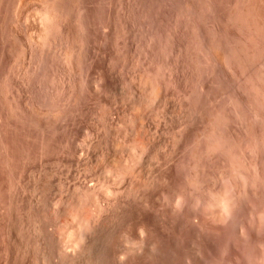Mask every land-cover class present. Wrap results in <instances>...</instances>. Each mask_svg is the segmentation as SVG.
<instances>
[{
  "label": "rangeland",
  "instance_id": "374dc122",
  "mask_svg": "<svg viewBox=\"0 0 264 264\" xmlns=\"http://www.w3.org/2000/svg\"><path fill=\"white\" fill-rule=\"evenodd\" d=\"M57 0L56 3L59 5V8H63L61 9L62 13H64V24L63 26H61V29L55 28L53 31L50 30V33H48L47 35H45L46 37L44 38V36H42L41 38L39 37V33L41 31V27L42 25L40 23H38V15L35 14L38 12L39 8H41V6H44L45 4H47V2H50V0H0V93L1 94H5L6 96V100L8 101L9 104L11 105H19V151L20 152H25L27 156H29L30 159H27V156L25 155V153H21L23 154L22 157L25 156L24 160H19V170L21 169V171H31L30 169H32V171H43V170H47V171H51V179H54V173L55 178L54 180H50L53 181L52 183H57L60 182V179L65 178L67 175L66 171L68 169L71 168L70 165H72V170L74 169V171H79L78 168L81 166L79 165V167L77 168L76 162L75 161V157H73L74 159H72V156H75V150L73 147H71L74 143L72 141H75L76 138V142L75 144L77 145L78 143H81L82 140H84V142L88 141V143L92 142V143H96L97 147L95 145H90L88 146L83 144V142L80 144H78V146L80 145L81 147H83L84 145L87 146V148L84 146V151L83 149L82 154H86L84 157V159L79 160L78 162L80 164H82L81 167L84 168V170L87 171H91V175L90 173L88 175H90L92 177V175L95 177V175L102 171V169L104 168L103 165L108 168V161L110 163V159L107 155H109L110 157H112L114 155L115 152H117L115 155L118 154V156H113L115 159L116 157L119 158V154L122 152V150H124L120 146H123L124 148L126 147V145H128V142L132 143V136L133 139L138 136L137 134L139 132L145 133V136H149L151 138H154L155 136H160L158 139L155 137L154 142H155V146L157 145L159 147H162V149H159L158 151V147H155L158 151V153H156L154 151V154L157 155H161V157L158 156L157 159H160L159 162L160 166L156 163V166L158 165L159 167H155L154 164H152V166L155 167V171H152L150 174L151 169L154 170V167L150 168V171H148L147 174H149V177L152 178V180L148 177L145 179L148 181H144V184L146 183H150V184H146L144 185L145 188L144 189V193L146 195H148V199L147 196L146 198H143V194H142V200L140 198H132V200L136 199L137 201H139L137 203V201H132L131 198L130 200L134 203L131 204V202L128 201L125 204H127L126 206L120 205V213L118 214L117 212H119V206L117 207L118 210L115 211L114 216L116 215L117 218H112L113 222L110 221V223H114L110 224L111 227L109 229L104 230V233L102 235V237H98L95 238L94 240L95 243L92 241V245L94 243V245L91 247V250H88V248L90 249V244L87 248V252L85 251V253L90 252L89 254H86L89 258L91 255V258L93 257V253L96 254L94 255L95 257H93L95 260L96 258V264H264V251H262L264 249V203H261V200L263 202V198H264V182H262L263 179H260L259 181V177H254L255 175L253 173H251L252 169L251 167H248L246 162L248 161L247 159H245V155H243V150H245V143H247L250 139L258 137L261 138L262 142H260V144H258V151H257V162L261 168V171H263L264 173V146H262L263 143V139H264V57H263V53H264V0ZM84 1V2H83ZM114 1V2H113ZM124 1V2H123ZM204 1V2H202ZM256 1V2H255ZM261 1V2H259ZM69 2V3H68ZM89 4H88V3ZM116 2V3H115ZM130 2V3H129ZM141 4H140V3ZM188 2V3H187ZM193 2H195L193 4ZM263 2V3H262ZM19 3V4H18ZM61 3V4H59ZM64 3V4H63ZM92 3V4H91ZM123 3V4H122ZM143 3V4H142ZM163 3V4H162ZM193 5H192V4ZM252 3V4H250ZM257 3V4H255ZM68 4V5H67ZM72 4V5H71ZM79 4V6H78ZM81 4V5H80ZM114 4V5H113ZM202 4V5H201ZM207 6H206V5ZM243 4V5H242ZM19 5V6H18ZM61 5V6H60ZM62 5H66V6H62ZM71 5V6H70ZM116 5V6H115ZM123 5V6H122ZM126 5V6H125ZM162 5V6H161ZM164 5V6H163ZM236 5V6H235ZM243 7H242V6ZM251 5V6H250ZM261 7V9H259L258 7ZM17 6V7H16ZM138 6V8H137ZM146 6V7H145ZM161 6V7H159ZM196 6V7H193ZM203 6V7H202ZM205 6V7H204ZM256 6V7H255ZM4 9H3V8ZM77 7V10H76ZM91 9H89V8ZM127 7V8H126ZM142 7V8H141ZM193 7V8H192ZM236 7V8H235ZM239 7V8H238ZM254 7V10H253ZM11 8V9H10ZM13 8V9H12ZM35 8V9H34ZM65 8V9H64ZM75 8V9H74ZM157 8V9H156ZM187 8V10L185 9ZM207 8V9H205ZM209 8V10H208ZM249 8V9H248ZM7 9V10H6ZM124 9V10H123ZM132 9V10H131ZM189 9V10H188ZM192 9V10H191ZM235 9V11H234ZM256 9V10H255ZM261 10V12H259V10ZM12 10V11H11ZM19 10V11H18ZM34 10V11H33ZM74 10V11H73ZM92 10V11H91ZM116 10V12H115ZM121 10V11H120ZM159 10V11H158ZM195 10V11H194ZM241 10V11H239ZM250 10V11H249ZM81 13H80V12ZM87 11V12H86ZM90 11V12H89ZM126 11V12H125ZM129 11V12H128ZM144 11V12H143ZM161 11V13H160ZM177 11V12H176ZM180 11V14H179ZM190 11V12H188ZM211 11V12H210ZM237 11V12H236ZM252 11V12H251ZM257 11V12H256ZM15 12V13H14ZM188 12V13H187ZM235 12V15H234ZM247 12V14H246ZM251 12V13H250ZM256 12V13H254ZM14 13V14H13ZM19 13V14H18ZM79 13V14H77ZM88 13V14H87ZM91 13V14H90ZM139 13V15H137ZM147 13V14H146ZM176 13V14H175ZM178 13V16H177ZM197 13V14H196ZM209 13V14H208ZM233 15H232V14ZM249 13V14H248ZM262 13V15H261ZM35 14V15H34ZM115 14V16H114ZM130 14V15H129ZM133 14V15H132ZM158 14V15H157ZM183 14V15H181ZM187 14V15H186ZM241 14H244L243 16ZM252 14V15H251ZM254 14V15H253ZM258 14V15H257ZM260 14V16H259ZM5 15V16H4ZM161 15V16H160ZM192 15V16H191ZM209 15V16H208ZM226 15V16H225ZM19 16V17H18ZM83 16V17H82ZM120 16V17H119ZM131 16V17H130ZM139 16V17H138ZM187 17L185 19V17ZM231 16V17H230ZM234 16V17H233ZM238 16V17H237ZM246 16V17H245ZM249 16L251 17V19L249 18ZM253 16V17H252ZM256 16V17H255ZM259 16V17H258ZM263 16V18H262ZM67 17V18H66ZM69 17V18H68ZM78 17V18H77ZM87 19H86V18ZM89 17V18H88ZM113 17V19H112ZM127 17V18H125ZM142 17V19H141ZM177 17H179L177 19ZM182 17V18H180ZM190 17V18H189ZM193 17V18H192ZM223 17V19H222ZM229 17V18H228ZM147 18V19H146ZM159 18V19H158ZM212 18V19H210ZM226 20H225V19ZM232 18V19H231ZM248 18V19H247ZM259 20H257V19ZM262 18V19H261ZM17 19V20H16ZM68 19V20H67ZM77 19V20H76ZM80 19V20H79ZM120 19V20H119ZM180 19V20H179ZM191 19V20H190ZM204 19V20H203ZM230 19V21L228 20ZM236 19V20H234ZM238 19V20H237ZM246 19V20H245ZM254 19L255 22L257 23L258 21V25H262L260 28L258 26V28H253L252 27H247L244 23L251 21L254 23ZM139 20V21H138ZM158 20V21H157ZM176 20V21H175ZM222 20V21H221ZM234 20V23L233 21ZM246 22H245V21ZM34 21V22H33ZM68 21V22H67ZM93 21V22H92ZM143 21V22H141ZM175 21V22H174ZM183 21V22H182ZM189 21V22H188ZM201 21V22H200ZM237 21V22H236ZM239 21V22H238ZM10 22V23H9ZM125 24H124V23ZM159 22V23H158ZM164 22V24H163ZM219 22V23H218ZM232 24H231V23ZM260 22V23H259ZM35 23V24H34ZM73 23V24H72ZM134 23V25H133ZM194 23V24H193ZM241 25H239V24ZM17 24V25H16ZM38 24V25H37ZM80 24V25H79ZM120 24V25H118ZM143 24V25H142ZM188 24V27H187ZM234 24V25H233ZM236 24V25H235ZM15 25V26H14ZM68 25V26H67ZM87 25H90L87 26ZM116 25V27L114 26ZM133 25V26H132ZM141 25V26H140ZM164 25V26H162ZM176 25V26H175ZM185 25V26H184ZM190 25V26H189ZM194 25V26H193ZM200 25V27L198 26ZM219 25V26H218ZM9 26V27H8ZM94 26V27H93ZM109 26V27H108ZM126 26V27H125ZM144 26V27H143ZM150 26V27H149ZM159 26V27H158ZM238 26V27H236ZM243 26V28H242ZM63 27V28H62ZM65 27V28H64ZM73 27V28H72ZM162 27V28H161ZM230 27V28H229ZM4 28V29H3ZM22 28V29H21ZM85 28V29H84ZM114 28V29H113ZM133 28V29H132ZM155 30H154V29ZM157 28V29H156ZM217 28V29H216ZM241 28V29H239ZM81 29V30H80ZM83 29V30H82ZM88 29L90 31H88ZM105 29V30H104ZM140 29V31H139ZM146 29V30H145ZM163 31H162V30ZM251 29V30H250ZM263 29V30H262ZM26 30V31H25ZM80 30V31H79ZM105 32H104V31ZM110 30V31H109ZM120 30V31H118ZM144 30V31H143ZM149 30V31H148ZM151 30V31H150ZM206 30V31H205ZM236 30V31H235ZM260 30V31H259ZM69 31V32H67ZM84 31V32H83ZM131 31V32H130ZM147 31V32H146ZM153 31V32H152ZM249 31V32H248ZM9 32V33H8ZM54 32V33H52ZM68 34H67V33ZM76 32V33H75ZM93 32V33H92ZM114 32V33H112ZM134 32V33H132ZM160 34H159V33ZM176 32V33H175ZM237 32V33H236ZM256 32V34H255ZM262 32V33H261ZM14 33V34H13ZM16 33V34H15ZM58 33V34H57ZM142 33V34H141ZM144 33V35H143ZM159 35H158V34ZM202 33V34H200ZM204 33V34H203ZM207 33V34H206ZM242 37H241V35ZM247 33V35H246ZM12 34V35H11ZM34 34V35H33ZM57 34V35H54ZM66 34V35H65ZM75 34V35H74ZM85 34V35H84ZM135 34V35H134ZM156 34V35H155ZM229 34V35H227ZM18 37H16V36ZM29 35V36H28ZM94 35V37H93ZM141 35V36H140ZM153 35L155 37H153ZM161 35V36H160ZM200 35V37H199ZM207 35V36H206ZM226 35V36H225ZM233 37H232V36ZM254 35V37H253ZM261 35V36H260ZM5 36V37H4ZM11 36V37H10ZM15 36V37H14ZM41 36V35H40ZM50 38L48 39L47 38ZM50 36V37H49ZM58 38H57V37ZM65 36V37H63ZM163 36V37H162ZM204 36V37H203ZM235 36V37H234ZM246 36V37H245ZM249 39H245L248 38ZM13 37V38H12ZM26 37V38H25ZM36 37V38H35ZM53 37V38H52ZM62 37V38H61ZM80 37V38H79ZM162 37V38H160ZM6 38V39H5ZM15 38V40H14ZM33 38V39H32ZM85 38V39H84ZM91 38V39H90ZM154 38V39H153ZM233 38V39H232ZM244 38V39H243ZM253 42H251L252 40ZM12 39V40H11ZM28 39V41H27ZM32 39V40H31ZM37 39V40H36ZM108 39V40H107ZM131 39V40H130ZM163 39V40H162ZM227 39V40H226ZM229 39V40H228ZM18 40V41H17ZM20 40V42H19ZM32 42H31V41ZM35 40V41H34ZM42 40V41H41ZM54 40V41H53ZM82 40V41H81ZM94 40V41H93ZM151 40V42H150ZM160 40V41H159ZM162 40V41H161ZM205 40V41H204ZM213 40V41H212ZM239 40V41H238ZM244 40V41H243ZM261 40V41H260ZM41 41V43H40ZM69 41V42H68ZM76 41V42H75ZM125 41V42H124ZM201 41V42H200ZM249 41V42H248ZM13 42V44H12ZM18 42V43H17ZM31 42V43H30ZM37 42V43H36ZM46 42V44H44ZM52 42V43H51ZM71 42V43H70ZM73 42V43H72ZM84 42V43H83ZM238 42V43H237ZM16 43V44H14ZM23 43V44H22ZM25 43V44H24ZM31 46H29L30 44ZM36 43V44H35ZM50 43V44H49ZM59 43V44H58ZM65 43H67L65 45ZM69 43V44H68ZM128 43V44H127ZM217 43V44H216ZM227 43V44H226ZM231 43V44H230ZM245 45H243V44ZM246 43H248L246 45ZM250 43V44H249ZM259 43V44H258ZM4 44V45H3ZM20 44V45H18ZM22 44V45H21ZM29 44V45H28ZM38 44V45H37ZM52 44V45H51ZM64 44V45H63ZM72 44H74L72 46ZM156 44V45H155ZM209 44V45H208ZM212 44V45H211ZM219 44V45H218ZM14 45V46H13ZM37 45V46H35ZM49 45H51L49 47ZM61 45V47H60ZM67 45L72 46V50L73 51V57L75 62L73 63V67L69 69L64 67V65H60L61 62H58V59H60V54H61V50H63V48ZM205 45V46H204ZM255 45V46H254ZM257 45V46H256ZM262 45V46H260ZM11 46V47H10ZM17 46V47H16ZM19 46V47H18ZM47 46V47H46ZM57 46V47H55ZM63 46V47H62ZM91 48H90V47ZM145 46V47H144ZM222 46V47H220ZM232 46V47H231ZM248 46V47H247ZM254 46V47H253ZM3 47V48H2ZM16 47V48H14ZM21 47V48H20ZM53 47V48H52ZM209 47V48H208ZM211 47V49H210ZM14 48V49H13ZM18 48V49H17ZM55 48V49H54ZM82 48V49H81ZM140 48V50H138ZM215 48V50H214ZM242 50H241V49ZM76 49V50H75ZM145 49V50H144ZM147 49V50H146ZM207 49V50H206ZM253 49V50H252ZM261 49V50H260ZM7 50V51H6ZM12 50V51H11ZM20 50V52H19ZM46 50V51H45ZM50 50V51H49ZM144 50V51H143ZM150 50V51H149ZM209 50V51H208ZM233 50V51H232ZM235 50V51H234ZM14 51V52H13ZM23 51V52H22ZM77 51V52H76ZM80 51V52H79ZM4 52V53H3ZM22 52V53H21ZM32 52V53H31ZM49 52V53H48ZM213 52V53H212ZM220 52V55H219ZM228 52V53H227ZM239 52V53H238ZM246 52V53H245ZM249 52V53H248ZM258 52V53H257ZM11 53V54H10ZM20 53V54H19ZM43 55H41V54ZM145 53V55H144ZM218 53V54H217ZM233 53V54H232ZM236 53V54H235ZM32 56H31V55ZM39 54V55H38ZM226 54V55H225ZM235 54V55H234ZM259 54V55H258ZM8 55V56H7ZM11 55V56H10ZM58 55V56H57ZM114 55V56H113ZM119 55V56H118ZM151 57H150V56ZM214 55V56H213ZM224 55V56H223ZM240 55V56H239ZM253 55H255L256 57H254ZM16 56V57H15ZM56 56V57H55ZM211 58H210V57ZM223 56V57H222ZM238 56L240 57L238 59ZM246 56V57H245ZM249 56V58H248ZM258 56V58H257ZM20 57V58H19ZM142 57V58H141ZM226 57H228L229 59H227ZM18 58V59H17ZM39 58V59H38ZM152 58V59H151ZM209 58V60H208ZM225 60H223V59ZM234 58V59H233ZM244 58V59H243ZM246 58V59H245ZM10 59V60H9ZM145 59V60H144ZM154 59V60H153ZM211 59V60H210ZM222 59V60H221ZM242 59V61H241ZM250 59V60H249ZM255 59H256V64H255ZM8 60V61H7ZM40 60V61H38ZM57 60V62H56ZM91 60V61H90ZM111 60V61H110ZM124 60V61H123ZM216 60V61H215ZM219 60V61H218ZM230 60V61H229ZM246 62H245V61ZM253 60V61H252ZM262 60V61H261ZM2 61V62H1ZM22 61V62H21ZM28 61V62H27ZM45 61V62H44ZM52 61V62H51ZM60 61V60H59ZM142 61V62H141ZM155 64H153L154 62ZM207 61V62H206ZM211 63H210V62ZM224 61V62H223ZM20 62V63H18ZM34 62V63H33ZM36 62V63H35ZM122 62V63H121ZM163 62V63H162ZM217 64H216V63ZM228 62V63H227ZM250 62V63H249ZM42 63V64H41ZM56 63V64H55ZM58 63V64H57ZM121 63V64H120ZM159 65H158V64ZM180 63V64H179ZM223 63V64H222ZM226 65H225V64ZM242 63V64H241ZM11 64V65H10ZM40 64V65H39ZM54 67H53V65ZM153 64V65H152ZM175 64V65H174ZM187 64V65H186ZM190 64V65H189ZM196 66H195V65ZM221 64V65H220ZM241 64V65H239ZM250 64V65H248ZM35 65V66H34ZM38 65V66H37ZM44 65V67H43ZM58 65V66H57ZM114 65L116 67H114ZM123 65V66H122ZM142 65V66H141ZM155 65V66H154ZM164 65V66H163ZM165 65L167 67H165ZM169 65V66H168ZM179 65V66H178ZM189 65V66H188ZM237 65V67H236ZM244 65V66H243ZM254 65V66H253ZM27 66V67H26ZM37 66V67H36ZM47 66V67H46ZM52 66V67H51ZM55 66H57L58 68H56ZM186 66V67H184ZM222 66V67H221ZM227 66V67H226ZM229 66L231 68H229ZM253 66V67H252ZM258 66V67H257ZM20 67V68H19ZM34 67V68H33ZM80 69H78V68ZM97 67V68H96ZM100 67V68H99ZM108 67V68H107ZM151 69H150V68ZM153 67V68H152ZM165 67V68H164ZM196 67V68H195ZM236 67V68H235ZM249 67H251L249 69ZM256 67V69H255ZM260 67V68H259ZM22 68V69H21ZM36 68V69H35ZM42 70H41V69ZM63 68V69H62ZM107 68V69H106ZM115 68V69H114ZM118 68V69H117ZM155 68V70H154ZM162 68V69H161ZM185 68V69H184ZM191 68V69H190ZM214 68V69H213ZM216 68V69H215ZM220 68V69H219ZM229 68V69H228ZM234 68V70H233ZM13 69V70H12ZM29 69V70H27ZM34 69V70H31ZM66 69V70H64ZM68 69V72H66ZM82 69V70H81ZM111 69V70H110ZM139 69V70H138ZM157 69V71H156ZM170 69V70H169ZM184 69V70H183ZM190 69V71H189ZM194 69L196 71H194ZM209 69V70H208ZM222 69V70H221ZM228 69V70H227ZM254 69V70H252ZM259 69V70H258ZM15 70V71H14ZM23 70V71H22ZM40 70V71H39ZM108 70V71H107ZM154 72H153V71ZM168 70V71H167ZM186 70V71H185ZM193 70V71H192ZM219 70V71H218ZM227 70V71H226ZM231 70V71H230ZM241 70V71H240ZM244 70V71H243ZM21 71V72H20ZM26 71V72H25ZM28 71V72H27ZM35 71V72H33ZM39 71V72H38ZM62 71V72H61ZM64 71V72H63ZM75 71V72H73ZM102 71V72H101ZM149 71V72H148ZM173 71V72H172ZM177 71V72H176ZM192 71V72H191ZM10 72V73H9ZM56 72V74H55ZM60 72V73H59ZM79 72V73H78ZM151 72V73H150ZM159 72V75H158ZM211 72V73H210ZM223 72V73H222ZM242 74H241V73ZM252 72V74H251ZM255 72V73H254ZM13 73V75H12ZM15 73V74H14ZM19 75H18V74ZM25 73V76L24 74ZM29 73V74H28ZM52 73V74H51ZM66 73V74H64ZM69 73V74H68ZM77 73V74H76ZM86 73V74H85ZM103 75H100V74ZM110 73V74H109ZM112 73V74H111ZM116 73V74H115ZM153 73V74H152ZM161 73V74H160ZM170 75H169V74ZM172 73V74H171ZM183 73V74H182ZM194 73V74H193ZM196 73V74H195ZM214 73V74H213ZM254 73V74H253ZM260 73V74H259ZM5 74V75H4ZM31 74V75H30ZM63 76H61V75ZM79 74V75H78ZM106 74V75H105ZM134 74V75H133ZM137 74V75H136ZM165 74V75H164ZM184 76H182V75ZM194 76H193V75ZM202 74V75H201ZM223 74V75H222ZM234 74V75H233ZM245 74V76H244ZM4 75V76H3ZM7 75V76H6ZM48 75H50L48 77ZM53 75V76H52ZM136 75V76H135ZM141 75V76H140ZM147 75V76H146ZM151 75L153 76V78L151 77ZM158 75V76H157ZM167 75V76H166ZM178 75V76H177ZM226 75V77H225ZM238 77H237V76ZM240 75V76H239ZM261 75V76H260ZM38 76V77H37ZM68 76V77H67ZM73 76V77H72ZM161 76V77H160ZM175 76V77H174ZM187 76V77H186ZM207 76V77H206ZM231 76V77H230ZM256 78H255V77ZM23 77V78H20ZM28 77V78H27ZM42 77V78H41ZM47 77V78H46ZM61 77V78H60ZM88 77V78H87ZM106 77V78H105ZM112 77V78H111ZM137 77V78H136ZM141 77V78H140ZM144 79H143V78ZM146 77V78H145ZM148 77H150L148 79ZM160 77V78H159ZM168 77V78H167ZM191 77V79H189ZM197 77V78H196ZM200 77V78H199ZM25 78V79H24ZM39 78V79H38ZM45 78V79H44ZM66 78V79H65ZM73 78V79H72ZM114 78V79H113ZM122 78V79H121ZM134 78V79H133ZM157 78V79H156ZM162 78V79H161ZM173 78V79H172ZM188 78V79H187ZM194 78V79H193ZM231 78V79H230ZM234 78V79H233ZM8 81H7V80ZM18 79V80H17ZM48 79V80H47ZM69 79V80H68ZM103 79V80H102ZM105 79V80H104ZM108 79V80H107ZM112 79V80H111ZM124 79L126 80L124 82ZM147 79V80H146ZM161 79V80H160ZM165 81H164V80ZM170 79V80H169ZM193 79V80H192ZM197 79V80H196ZM205 79V80H204ZM230 81H228V80ZM237 79V80H236ZM239 79V80H238ZM29 81V82H26ZM40 80V81H39ZM60 82H59V81ZM111 80V81H109ZM128 80V82H127ZM152 80V81H150ZM159 82H158V81ZM168 80V81H167ZM175 80V81H173ZM184 80V81H183ZM185 80H189L188 83H186L187 81ZM191 80V81H190ZM199 80V81H198ZM245 80V81H244ZM250 82H248V81ZM258 80V81H257ZM263 80V81H262ZM43 81V82H42ZM86 81V82H85ZM114 81V82H113ZM146 81H148L146 83ZM164 81V82H163ZM172 81V82H171ZM179 81V83H178ZM182 81V82H181ZM193 81L195 85H193ZM197 81V82H196ZM206 83H205V82ZM208 81V82H207ZM257 81V82H256ZM21 82V83H20ZM90 82V83H88ZM105 82V83H104ZM118 82V83H117ZM152 82V83H151ZM155 84H154V83ZM167 82V83H166ZM184 82V83H183ZM192 82V83H190ZM237 84H236V83ZM248 82V83H247ZM29 84V86L27 84ZM44 83V84H43ZM46 83V84H45ZM48 83V84H47ZM78 83V84H77ZM93 83V84H92ZM103 83V85H102ZM153 85L154 89L158 90L159 94H161L160 96H155V97H160L159 99H163L162 101L159 100L158 98H156V100L152 101V99L148 98V100L146 99L147 97L145 96V98L143 99V97H140L141 95L144 96L148 95L150 97V92H147L148 90H150V84ZM160 83V85H158ZM169 83V85H168ZM182 83V84H181ZM197 83V84H196ZM252 83V84H251ZM259 83L261 85V87L259 86ZM20 84V85H19ZM35 84V85H34ZM97 86H96V85ZM100 84V85H99ZM109 84V85H108ZM115 84V85H114ZM176 84V85H175ZM199 84V85H198ZM201 84V85H200ZM205 84V85H204ZM235 84V85H234ZM240 84V85H239ZM253 86V88L250 86ZM263 84V85H262ZM23 85V86H22ZM31 85V86H30ZM44 85V86H43ZM49 85V86H47ZM76 87H75V86ZM82 85V86H81ZM96 89H94L95 86ZM105 85V86H104ZM123 85V86H122ZM144 85V86H143ZM147 85V86H146ZM154 85H156L157 87H155ZM168 85V88L166 87ZM37 86V87H36ZM56 86V87H54ZM59 86V87H58ZM74 86V87H73ZM80 88H79V87ZM100 86V87H99ZM149 86V87H148ZM178 86V87H177ZM185 86V87H184ZM194 86V87H193ZM197 86V87H195ZM202 86V87H199ZM221 86V87H220ZM239 86V87H238ZM27 87V88H26ZM31 87V88H30ZM47 87V88H46ZM180 87V88H179ZM233 87V88H232ZM255 87V88H254ZM258 87V88H257ZM5 88V90H4ZM37 88V89H36ZM43 88V89H42ZM45 88V90H44ZM51 88V89H50ZM54 90H53V89ZM60 88V89H59ZM76 90H75V89ZM87 88V89H86ZM134 88V89H133ZM140 88V89H139ZM167 88V90H166ZM173 88V89H172ZM177 88V90H176ZM179 88V89H178ZM182 88V89H181ZM186 88V89H185ZM242 88V90H240ZM251 88V89H250ZM17 89V90H16ZM23 89V90H22ZM26 89V90H25ZM33 89V90H32ZM39 89V90H38ZM42 89V92H41ZM50 89V90H49ZM57 89V90H56ZM63 89V90H62ZM71 89H73L71 91ZM101 89V90H100ZM138 89V90H137ZM196 89V90H195ZM203 89V90H202ZM207 89V90H206ZM250 89V90H249ZM255 89V91H254ZM257 89V90H256ZM12 90V91H11ZM66 90V91H65ZM82 90V91H81ZM88 90V91H87ZM98 93H96L95 91ZM182 92H181V91ZM198 90V91H197ZM226 92H225V91ZM247 90V92H245ZM8 91V92H7ZM22 91V92H20ZM25 91V92H24ZM27 91V92H26ZM35 91V92H34ZM128 91V92H127ZM137 91V93H136ZM140 91L142 92V94L140 93ZM175 91H178V93ZM187 91V92H186ZM224 91V92H223ZM6 92V93H4ZM17 92V93H16ZM30 92V93H29ZM33 92V93H32ZM46 92V93H45ZM48 92V93H47ZM51 92V93H50ZM53 92V93H52ZM95 92V93H94ZM122 92V93H121ZM130 92V93H129ZM148 94H146V93ZM161 92V93H160ZM166 92V94H165ZM174 92V93H173ZM219 92V93H218ZM259 94H258V93ZM13 93V94H11ZM41 93V94H40ZM43 93V94H42ZM67 93V94H66ZM136 93V94H135ZM141 94L140 96L138 95ZM205 95H204V94ZM220 93L222 95H220ZM225 93V94H224ZM245 93V94H244ZM256 93V95H255ZM28 94H30L28 96ZM46 94V95H45ZM62 94V95H61ZM94 94V95H93ZM131 96H130V95ZM201 94V95H200ZM15 95V96H13ZM65 95V96H64ZM81 95V96H80ZM124 95V96H123ZM127 95V96H126ZM138 95V96H137ZM176 95V96H175ZM185 95V96H184ZM235 95V96H234ZM242 95V96H241ZM245 95V96H244ZM248 95V96H246ZM263 95V96H262ZM11 96V97H10ZM12 96L14 97L13 99ZM19 96H21L20 98H18ZM25 96L28 98H25ZM35 98H32V97ZM51 96V97H50ZM55 96V97H54ZM62 96V97H61ZM175 96V97H174ZM196 96V97H195ZM221 99H220V97ZM244 96V97H243ZM261 96V97H260ZM43 97V98H42ZM68 97V98H67ZM71 97V98H70ZM83 97V98H82ZM126 99H125V98ZM130 97V98H129ZM136 100H133L134 98ZM138 97V98H137ZM142 100H147L143 101L147 104V106L142 103L139 102L138 99L140 98ZM162 97V98H161ZM164 97V98H163ZM178 97V98H177ZM180 97V98H179ZM189 97V98H188ZM251 97V99L249 98ZM23 98V99H22ZM31 98V99H30ZM41 98V99H40ZM50 98V99H48ZM75 98V99H74ZM82 98V99H81ZM105 98V99H104ZM110 98V99H109ZM153 98V96H152ZM200 102L199 101V99ZM206 100H205V99ZM239 101H238V99ZM246 100H245V99ZM10 99V102L9 100ZM18 99V100H17ZM22 99V101H21ZM25 99V100H24ZM37 99V100H36ZM44 99V100H43ZM53 99V100H52ZM58 99V100H57ZM66 99V100H65ZM124 99V102L123 100ZM140 99V101H142ZM150 99V100H149ZM155 99V98H153ZM185 99V100H184ZM203 99V100H201ZM209 99V100H208ZM245 101H242V100ZM250 99V100H249ZM257 99V100H254ZM262 99V100H261ZM13 100V101H12ZM16 102H15V101ZM29 100V101H28ZM65 100V101H64ZM68 100V102H66ZM75 100V101H74ZM78 100V101H77ZM127 100V101H126ZM182 100V101H181ZM189 100V102H188ZM232 101L230 103V101ZM25 101L28 102L27 104H23L26 103ZM45 101V102H44ZM60 101V103H59ZM111 101V102H110ZM129 101V102H128ZM151 101V102H148ZM161 101V102H160ZM175 103H174V102ZM191 101V102H190ZM197 103H196V102ZM214 101V103H213ZM223 101V102H221ZM227 101V102H225ZM255 101V102H254ZM258 101V102H257ZM260 101V102H259ZM14 102V103H13ZM40 102V103H39ZM52 102V103H51ZM53 102H55L53 104ZM80 102V103H79ZM131 102V103H130ZM141 104H139V103ZM159 102V103H158ZM186 102V103H185ZM234 102V103H233ZM242 102V103H241ZM254 102V103H253ZM262 102V103H261ZM7 103V102H6ZM7 103V104H8ZM43 105H42V104ZM46 103V105H45ZM59 103V104H58ZM70 103V104H69ZM85 103V104H84ZM151 103V104H150ZM154 103V105H152ZM172 103V104H170ZM189 103V104H188ZM199 103V104H198ZM251 103V104H250ZM258 103V104H257ZM23 104V105H21ZM39 104V105H38ZM63 104V105H61ZM67 104V105H65ZM72 104V105H71ZM122 104V105H121ZM139 104V105H138ZM143 104V105H142ZM179 104V105H178ZM192 104V105H190ZM202 106H201V105ZM211 104V105H210ZM243 104V105H242ZM29 106V109L33 108L32 111L34 110L33 114H30L28 110H26L27 106ZM58 105V106H56ZM69 105V106H68ZM76 105V106H75ZM83 105V106H82ZM136 105V106H135ZM175 105V107H174ZM181 105V106H180ZM183 105V107H182ZM200 105V106H199ZM209 105V106H208ZM233 105V106H232ZM245 105V106H244ZM258 105V106H257ZM45 106V107H44ZM50 106V107H49ZM63 106V107H62ZM65 106V107H64ZM139 107L138 109L141 111H136L137 107ZM143 106V107H142ZM165 106V107H164ZM184 106H188V107H184ZM227 106V107H226ZM229 106V107H228ZM239 106V107H238ZM254 106V107H253ZM261 106V107H260ZM57 107V108H56ZM72 107V108H71ZM74 107V108H73ZM82 107V108H81ZM129 107V108H128ZM134 107V108H133ZM156 107V109L154 108ZM164 107V108H163ZM178 107V108H177ZM190 107V108H189ZM203 107V108H202ZM234 107V108H233ZM260 107V108H259ZM55 108V109H54ZM62 108V109H61ZM66 110H65V109ZM145 108V109H144ZM202 108V109H201ZM251 108V109H250ZM25 109V110H24ZM50 109V110H49ZM61 109V110H60ZM80 111H79V110ZM132 109V110H131ZM135 109V110H133ZM145 111H144V110ZM167 109V110H166ZM185 111V112H183ZM188 110L186 112V110ZM195 109V110H194ZM198 109V110H197ZM205 109V110H203ZM211 109V110H210ZM217 109V110H216ZM237 109V110H236ZM240 109V110H239ZM53 110V111H52ZM56 110V111H55ZM102 110V111H101ZM116 110V111H115ZM173 110V111H172ZM192 110V111H191ZM193 110L195 112H193ZM202 110V111H201ZM215 110V111H214ZM229 110V111H228ZM234 110V111H233ZM237 112H236V111ZM250 110V112H249ZM27 111V112H26ZM36 111V112H35ZM66 111V113L64 112ZM68 111V112H67ZM74 111V112H73ZM85 111V113H84ZM107 111V112H106ZM136 114H135V112ZM162 111V112H161ZM164 111V113H163ZM172 113H171V112ZM180 111V112H179ZM199 111V112H198ZM207 113H205V112ZM210 111V112H209ZM221 111V112H220ZM226 111V112H225ZM262 111V112H261ZM23 112V113H22ZM55 112V113H53ZM81 112V113H80ZM98 112V113H97ZM146 112V113H145ZM148 112V113H147ZM177 112V113H176ZM199 114H198V113ZM216 112V113H215ZM224 112V114H223ZM249 112V113H248ZM37 113V114H36ZM70 113V114H69ZM84 113V114H83ZM92 113V115H91ZM134 113V114H133ZM140 113H143L140 114ZM158 113V115L156 116V114ZM160 113V114H159ZM163 115H162V114ZM176 113V114H175ZM186 113V114H185ZM204 113V114H203ZM237 113V114H236ZM253 113V114H251ZM258 113V114H257ZM261 113V114H260ZM24 114V115H23ZM67 114V115H66ZM94 114V115H93ZM111 114V115H109ZM117 114V115H116ZM138 114V115H137ZM148 114V115H147ZM154 114V115H153ZM172 114V115H171ZM197 114V115H196ZM201 114V115H200ZM213 114V115H212ZM234 114V115H233ZM49 115V116H48ZM101 115V116H99ZM127 115V116H126ZM153 115V116H152ZM167 115V116H166ZM175 115V116H174ZM182 115V116H181ZM186 115V116H185ZM192 115V116H191ZM223 115V116H222ZM233 115V116H232ZM245 115H247L245 117ZM257 115V116H256ZM84 116V117H83ZM89 116V117H88ZM99 116V117H98ZM116 116V117H115ZM129 116V117H128ZM145 116V117H144ZM179 118L177 119L176 118ZM179 116V117H178ZM189 116V117H188ZM198 116V117H197ZM213 116V117H212ZM253 118L256 117V118ZM262 116V117H261ZM43 117V120L41 121ZM79 117V119H77ZM88 117V118H87ZM93 117V118H92ZM114 119H113V118ZM123 117V118H122ZM132 119H131V118ZM159 117V119H158ZM163 117V119H162ZM209 117V119H208ZM210 117L212 120H210ZM68 118V119H67ZM86 118V119H85ZM96 118V119H95ZM111 118V120L109 119ZM119 118H121L119 120ZM136 118V120H135ZM173 118V119H170ZM194 118V119H193ZM201 118V119H200ZM225 118V119H224ZM75 119V120H74ZM113 119V120H112ZM182 119V120H181ZM262 119V121H261ZM64 120V121H63ZM95 120V121H94ZM115 120V124L118 125L119 122L121 124H119V126L121 125L122 127H119V129L117 128L118 126L113 125L114 123L112 121ZM117 120H119V122H117ZM141 120V121H140ZM175 120L172 124L171 121ZM181 120L182 124L179 122ZM195 120V121H194ZM202 120V121H201ZM206 120L208 122H206ZM232 120V121H231ZM234 120V121H233ZM243 120V121H242ZM245 120V121H244ZM255 120V121H254ZM102 121V122H101ZM131 123H130V122ZM138 121V122H137ZM167 121V122H166ZM188 121V122H186ZM197 121V122H196ZM213 124H212V122ZM261 121V122H260ZM45 122V123H44ZM72 122V123H71ZM108 122V123H107ZM117 122V123H116ZM123 122V123H122ZM136 122V123H135ZM154 122V123H153ZM166 122V123H165ZM170 124H167L169 123ZM196 126H195V124ZM211 122V123H210ZM216 122V124H215ZM239 122V123H238ZM255 122V123H254ZM258 122V123H257ZM263 122V123H262ZM37 123V124H36ZM43 123V124H42ZM63 126H62V124ZM71 123V124H69ZM92 123V124H91ZM141 123L143 127H138ZM144 123V125H143ZM165 123V124H164ZM177 123V124H176ZM205 123V124H204ZM219 123V124H218ZM222 123V124H220ZM225 123V124H224ZM233 123V125H232ZM30 124V125H29ZM43 126H41V125ZM54 124V125H53ZM128 124V125H127ZM135 124V125H134ZM136 124H138L136 126ZM156 126H155V125ZM171 124L173 126H171ZM176 124V125H175ZM186 124V125H185ZM190 124V125H189ZM207 124V125H206ZM212 124V125H211ZM227 124V125H226ZM236 124V125H235ZM23 125V127H22ZM28 125V126H27ZM56 125V126H55ZM72 125V126H71ZM84 125V127H82ZM112 125V127H111ZM131 127H130V126ZM152 125V126H151ZM166 125V126H165ZM179 125V126H178ZM180 125H181V130H180ZM219 125V127H217ZM223 125V126H222ZM114 126V127H113ZM125 126L127 128H125ZM136 126V128H135ZM141 126V125H140ZM153 126H155L156 128L154 129ZM202 126V127H201ZM206 126V127H205ZM210 127V129H212L211 131H209L210 135H208L207 137H204V130L208 127ZM22 127V128H21ZM28 127H30L28 129ZM41 127V128H40ZM49 127V129H48ZM103 127V128H102ZM107 127V129H106ZM134 127V128H133ZM146 127H149L146 128ZM157 127L161 130H157ZM177 127V128H176ZM179 127V128H178ZM184 127V128H182ZM227 127V128H226ZM236 130H235V128ZM255 129H254V128ZM258 127V128H257ZM91 128V130H90ZM93 128V129H92ZM95 128V129H94ZM110 128V129H108ZM121 128V129H120ZM132 128V129H131ZM138 128H141L140 130H138ZM146 132H143L144 129ZM152 128V130L150 129ZM164 128V129H162ZM173 130H172V129ZM196 128V129H195ZM202 128V129H201ZM220 128V129H219ZM263 128V129H262ZM25 129V130H24ZM36 131H34V130ZM99 129V130H98ZM114 129H117V133L115 132ZM123 129V130H122ZM125 129V130H124ZM134 129V130H133ZM156 130V133L154 134V130ZM165 129L166 132H165ZM171 129V130H170ZM177 129V130H176ZM179 129V130H178ZM193 129V130H192ZM198 129V130H197ZM204 129V130H203ZM214 129V130H213ZM218 129V130H217ZM244 129V130H243ZM24 130V131H23ZM32 132H31V131ZM39 130V131H38ZM94 130V131H93ZM96 130V131H95ZM104 130V131H103ZM149 130L153 132L152 136L151 133L149 132ZM164 132H161L163 131ZM188 130V131H187ZM230 130V131H229ZM249 130V131H248ZM259 130V131H258ZM262 130V131H260ZM22 131V132H21ZM26 131V132H25ZM28 131V132H27ZM30 131V132H29ZM33 131L35 133H33ZM44 131V133H43ZM99 131V132H98ZM112 131V132H111ZM120 131H124L125 133L123 134ZM131 133H130V132ZM137 131V132H135ZM170 131V132H169ZM181 133H179V132ZM184 131V132H182ZM186 131V134H184ZM193 131V132H191ZM213 131V132H212ZM215 131V132H214ZM226 131V132H225ZM229 131V132H228ZM232 131V132H231ZM242 131V132H241ZM39 132V133H38ZM41 132V133H40ZM93 132V133H92ZM97 134H96V133ZM104 132V133H102ZM109 132V133H107ZM114 132V134H113ZM127 132V133H126ZM162 134H161V133ZM174 132V133H173ZM196 132V134H195ZM218 132V133H217ZM228 132V133H227ZM251 132V136L250 133ZM256 132V133H255ZM43 133V134H42ZM81 133V134H80ZM86 133V134H85ZM92 135H91V134ZM101 133V134H100ZM134 133V135H133ZM147 133H149V135H146ZM158 133V134H157ZM171 133V134H168ZM200 135H199V134ZM215 134V135H212ZM230 133V134H229ZM254 133V134H253ZM25 134V135H24ZM69 134V135H68ZM76 134V135H75ZM90 134V135H89ZM157 134V135H156ZM160 134V135H159ZM166 134H168V136H166ZM185 136H183V135ZM203 134V135H202ZM217 134V135H216ZM218 134H221L218 136ZM248 134V135H247ZM258 134V135H257ZM263 134V136L261 135ZM23 135V136H22ZM61 135L63 138H61ZM65 135V136H64ZM67 135V136H66ZM75 135V136H74ZM87 135V136H86ZM89 135V136H88ZM94 135V136H93ZM108 135V136H107ZM119 135V137H118ZM130 135V136H129ZM139 135H141V133H139ZM144 135V134H143ZM162 135V136H161ZM165 135V136H164ZM179 137H178V136ZM182 135V136H181ZM199 135V136H198ZM212 135V137H211ZM252 135H255L252 136ZM35 136V137H34ZM38 136V137H37ZM58 136V138H57ZM71 136V137H70ZM74 136V137H72ZM124 136V138H123ZM175 136V137H174ZM194 136V137H193ZM214 136V137H213ZM217 136V138H216ZM239 136V138H238ZM33 137V138H32ZM56 137V138H55ZM66 137V138H64ZM102 137V138H101ZM116 137V138H114ZM181 137V138H180ZM192 137V140H191ZM196 137V138H195ZM200 137V138H199ZM223 137V138H222ZM242 137V138H241ZM251 137V138H250ZM30 138V139H29ZM88 138V139H87ZM93 138V139H92ZM131 138V139H130ZM175 138V139H173ZM180 138V139H179ZM185 141H184V139ZM188 140H187V139ZM199 138V140L197 139ZM215 139L216 144L214 142V140L212 141V139ZM229 138V139H227ZM52 139V140H51ZM57 139V141L55 140ZM80 139V140H79ZM87 139V140H85ZM91 139V140H89ZM97 139V140H96ZM113 139V140H112ZM115 139V141H114ZM117 139V140H116ZM164 139V140H162ZM167 139V141L165 140ZM171 139V140H170ZM190 139V140H189ZM23 140V141H22ZM27 140V141H26ZM29 140V141H28ZM62 140V141H61ZM68 140V141H67ZM120 140V141H119ZM153 140V139H152ZM159 140V141H157ZM179 140V141H178ZM195 140V141H194ZM197 140V141H196ZM205 140H210L211 144L212 142H214L213 144L218 147L219 145L221 146L218 147V149L213 145V147H215V150H213L211 153V155L213 156V161L212 159H209L212 161V163H210L211 161H208L207 156L205 154L206 157H204L203 153L201 154L202 156H195V153L198 152L199 149H203V145H201L203 142H206ZM226 140V141H225ZM233 140L235 141L233 142ZM260 140V139H259ZM44 141V142H43ZM50 141V142H49ZM55 143H54V142ZM90 141V142H89ZM98 141V142H97ZM108 142V143H105ZM125 141V142H124ZM170 141V142H169ZM176 141V142H175ZM178 141V142H177ZM183 141V142H181ZM224 141V142H223ZM42 142V146L41 145H37V144H41ZM60 142V143H58ZM66 142V143H65ZM71 142V145H70ZM78 142V143H77ZM101 142V143H100ZM120 142V143H119ZM157 142V143H156ZM162 142H164V144L166 145V142H168L170 145L167 143V145L165 146ZM199 142V143H198ZM224 144H223V143ZM244 145H243V143ZM54 143V144H53ZM94 143V144H95ZM106 145H105V144ZM113 147L118 146L115 149H118V151L120 153H118V151H115V149ZM116 143H118V145H116ZM122 143V144H121ZM124 143L125 146H124ZM159 143V144H158ZM176 143V144H175ZM186 143V144H185ZM188 143V144H187ZM194 143V144H193ZM221 143V144H220ZM226 143V144H225ZM233 143V144H232ZM58 144V145H57ZM99 144V145H98ZM161 144H163L164 146H161ZM193 144V146H191ZM199 144V145H198ZM205 145V143H203ZM231 144V145H230ZM235 144V145H234ZM22 145V147H21ZM33 145V146H32ZM35 145V146H34ZM46 145V147H45ZM54 145V146H53ZM56 145V146H55ZM60 145V148L58 147ZM75 145V146H76ZM83 145V146H82ZM109 145V147H108ZM175 145V146H174ZM188 145V146H187ZM223 145H227L230 147V155L229 154H222L225 153L223 152ZM237 145V146H236ZM38 146V147H36ZM68 146V147H67ZM74 146V145H73ZM74 146V147H75ZM92 146L94 147L92 151ZM103 146V147H102ZM106 146V147H104ZM180 146V147H179ZM197 146V151H194V155L192 154L193 152H191V150L189 149V147H192V150H196L193 148H196ZM22 149H21V148ZM31 147V148H29ZM34 147V148H33ZM63 147V149H62ZM91 147V148H88ZM113 149H112V148ZM129 147V146H128ZM126 147V148H128ZM167 147V148H166ZM182 147V148H181ZM200 147V148H199ZM234 147V148H233ZM242 147V148H241ZM37 148V150H36ZM41 148V150H40ZM44 148V149H43ZM55 148V149H54ZM72 151H71V149ZM169 148V149H168ZM171 148V149H170ZM184 148V149H183ZM236 148V150H235ZM244 148V149H243ZM263 148V149H262ZM29 149V150H28ZM43 149V150H42ZM47 149V150H46ZM50 151H49V150ZM57 149V150H56ZM87 149H91L90 151L87 152ZM103 149V150H102ZM112 149V150H111ZM154 148H150L147 151H153ZM190 151H189V150ZM243 149V150H242ZM25 150V151H24ZM35 150V151H34ZM40 150V152H42V158H43V154H44V159H42V161L48 163V165L46 164V166H44L42 162H38L41 161L38 159V157L35 158V153H37ZM59 150V151H58ZM74 150V151H73ZM102 150V151H100ZM108 150V151H107ZM113 152L110 153V151ZM128 150V149H127ZM127 150H125V152H122V157L120 158H124L125 156H127L126 154L129 152H126ZM155 150V149H154ZM166 150V156L164 155ZM179 150V151H178ZM184 150V151H182ZM222 150V152H221ZM241 150V151H240ZM27 151V152H26ZM30 151V152H29ZM45 151V152H44ZM61 151V153H60ZM72 152L70 155L69 152ZM104 151V152H103ZM146 151V152H147ZM150 151V152H151ZM182 151V152H181ZM94 153V154H91ZM103 154H102V153ZM108 152V153H107ZM145 152V154H146ZM169 152V154L167 153ZM172 152V153H171ZM175 152V153H173ZM190 152V154H189ZM200 152V150H199ZM198 152V154H199ZM215 152V153H214ZM221 152L220 156L219 153ZM31 153V154H30ZM66 155H64V154ZM88 153H90V156L92 157H88ZM96 153H98L99 155H104L101 158L103 159V163H101V158L100 157H96L99 155H96ZM184 153V154H183ZM242 153V154H241ZM46 154V155H45ZM50 154V155H49ZM63 154V155H62ZM112 156H111V155ZM144 154V155H145ZM148 154V153H147ZM146 154V155H147ZM168 154V155H167ZM216 154V155H215ZM232 154V155H231ZM260 154V155H259ZM49 155V156H48ZM96 155V156H94ZM124 155V157H123ZM187 155V156H186ZM190 155V156H189ZM198 159V161H200L201 163L205 162V166L208 163L212 164V166L208 165L207 167H209V170L212 173V177L213 179H210L212 181H207V179L205 180L203 172L198 171L199 169L194 166L192 164V161H194V158ZM227 155V157L225 156ZM37 156V155H36ZM69 156V157H67ZM91 160L86 159L87 157ZM96 157L98 158L97 161H95V159L93 158ZM106 156V157H105ZM121 156V155H120ZM156 156V155H155ZM181 158H180V157ZM185 156V157H184ZM231 156V157H230ZM237 156V157H236ZM157 157V156H156ZM169 157V158H168ZM173 157V158H172ZM188 159H185L187 158ZM198 157H202L204 159H199ZM219 157V158H218ZM221 157V158H220ZM235 157V159H234ZM38 163L36 164V162ZM53 160H52V159ZM64 158V160H63ZM100 158V161H99ZM166 158V159H165ZM177 158H179L177 160ZM223 158V159H222ZM230 158V159H229ZM237 158V159H236ZM38 159V161L36 160ZM60 159V160H59ZM69 159V160H68ZM94 159V160H92ZM113 159L111 161L110 164L113 163ZM164 159V160H162ZM169 159V160H168ZM172 159V160H171ZM190 159V161H189ZM219 159V160H218ZM240 159V160H239ZM243 159V160H242ZM245 159V160H244ZM27 160V161H26ZM31 160V161H30ZM58 160V161H57ZM62 160V161H61ZM73 160V161H72ZM204 160V161H203ZM228 160V162H226ZM240 162H239V161ZM247 160V161H246ZM32 163H29V162ZM35 163H34V162ZM52 162L51 164H49L50 162ZM70 163V167L66 168L68 165V162ZM72 161V163L70 162ZM81 161L83 163H81ZM88 161V162H87ZM180 163H179V162ZM184 161V162H182ZM224 162V165L227 167H225L224 165L222 166V162ZM230 161L232 162V166H230ZM246 161V162H245ZM57 162V163H54ZM77 162V163H78ZM86 162V163H85ZM90 162L91 163H95L97 164V162L99 163L97 166H92L90 167ZM170 162V164H169ZM176 162V163H175ZM187 163L186 165L184 163ZM218 162V163H217ZM220 162V163H219ZM238 162V163H235ZM243 163V166L242 163ZM23 163V164H22ZM34 163V164H33ZM40 163V164H39ZM59 163V165L57 166V164ZM88 163V164H87ZM163 163V164H162ZM167 165H164V164ZM184 164V168L181 165ZM190 163V164H189ZM245 163V164H244ZM21 164V165H20ZM26 164V165H25ZM28 164V165H27ZM32 166H31V165ZM63 164V165H62ZM74 164H76L75 166H73ZM109 164V167L111 166ZM216 164V165H215ZM218 164H220V167ZM229 164V165H228ZM236 164V165H235ZM237 164H239L238 167ZM25 167H24V166ZM37 165L39 166L38 169L36 168ZM42 165V166H41ZM51 165V166H50ZM65 165V166H64ZM85 165V167H84ZM87 165V166H86ZM102 165V166H101ZM173 165V166H172ZM188 165V167H187ZM200 165V164H199ZM245 165V166H244ZM40 166L42 168H40ZM43 166L45 167V169H43ZM62 166V167H59ZM165 168H163V167ZM170 166V167H169ZM177 168H175V167ZM190 166V167H189ZM213 166H216L213 168ZM218 166L220 167V170H218ZM237 167L234 170V167ZM31 167V168H30ZM35 167V168H34ZM53 167V168H52ZM103 167V168H102ZM105 167V168H106ZM151 167V164H150ZM162 167V168H160ZM196 167V168H193ZM199 167V166H198ZM224 167V168H223ZM246 167V169H245ZM91 168V170H90ZM94 168V170H93ZM169 168V169H168ZM171 168V169H170ZM173 168V169H172ZM186 168V169H185ZM190 168V169H189ZM192 168V169H191ZM222 168V170H221ZM226 168V169H225ZM245 170H244V169ZM249 168V170H248ZM23 169V170H22ZM43 169V170H42ZM51 169V170H49ZM53 169V170H52ZM61 169V170H60ZM66 169V170H65ZM76 169V170H75ZM80 169V168H79ZM162 169V170H159ZM164 169V170H163ZM176 171H175V170ZM185 171H184V170ZM196 169V170H195ZM213 169V171H212ZM229 169V170H228ZM233 169V170H232ZM241 172L243 171H248L247 175H249L248 177V181H244L243 183H239L240 179H238V173L237 176L235 175L236 171L238 170ZM56 170V172H54ZM64 170V171H63ZM83 169H81V171H84ZM95 170H98L97 173ZM100 170V171H99ZM166 170V171H165ZM172 170V171H171ZM187 170V171H186ZM193 170V171H192ZM251 170V171H250ZM54 173H53V172ZM64 172L63 175L61 172ZM70 171V170H69ZM94 171V172H93ZM104 171V170H103ZM163 171V172H162ZM169 171V172H168ZM192 172V176H191V172ZM198 171V172H196ZM223 171V172H222ZM94 174H93V173ZM158 172V173H157ZM160 172L162 174H160ZM180 172V173H179ZM196 174H195V173ZM205 172V171H204ZM209 172V171H207ZM220 172V173H219ZM227 172V173H226ZM235 172V173H234ZM245 172V173H246ZM59 173L61 174L60 176L62 178L59 177ZM156 175H155V174ZM200 173V174H199ZM202 173V174H201ZM210 173V172H209ZM218 173V174H217ZM223 173V174H222ZM232 173V174H231ZM244 173V172H243ZM164 174V175H163ZM166 174V175H165ZM172 174V176H170ZM181 174V176L179 175ZM194 174V175H193ZM198 174V175H197ZM216 174V175H215ZM222 174V175H221ZM235 176H234V175ZM253 176H250L252 175ZM168 175V177H167ZM176 175V176H175ZM178 175V176H177ZM186 175V177H184ZM190 175V176H189ZM203 175V176H202ZM219 175V176H218ZM229 175V176H228ZM245 175V174H244ZM64 176V177H63ZM154 176V177H153ZM159 176V177H158ZM195 176V177H194ZM198 176V177H197ZM202 176V177H201ZM233 176V177H232ZM60 179H59V178ZM166 177V178H165ZM170 177V178H169ZM178 177V178H177ZM182 177V178H181ZM184 177V178H183ZM206 177V176H205ZM222 177V178H221ZM230 177V178H229ZM253 177V178H252ZM196 178V179H195ZM200 178H202L200 180ZM204 178V179H203ZM225 178V179H224ZM235 178V179H234ZM190 179V180H189ZM220 179V180H218ZM222 179V180H221ZM230 181H229V180ZM233 179V181L231 180ZM237 179V181H236ZM59 180V181H58ZM151 180V181H149ZM157 180V181H156ZM161 180V181H159ZM185 180H188L185 181ZM200 182H199V181ZM163 181V182H162ZM174 181V182H173ZM223 181V183H221ZM239 181V182H238ZM264 181V180H263ZM152 182V183H151ZM169 182V183H167ZM177 184H176V183ZM192 182V183H191ZM211 182L213 183L211 184ZM220 182V183H219ZM246 182V183H245ZM253 182V183H252ZM54 183V184H55ZM56 185H60L59 183ZM211 184L208 186V184ZM215 183H216V187H215ZM237 183V184H236ZM250 183V184H249ZM257 183V184H255ZM261 183V185H259ZM54 184L51 185L54 187ZM158 184V185H157ZM163 184V185H162ZM164 184L166 186H164ZM172 186V188L168 187ZM171 184V185H170ZM173 184V185H172ZM207 186H206V185ZM219 184V185H218ZM221 184V185H220ZM223 184V185H222ZM157 185V186H156ZM176 185V187H175ZM244 185V186H242ZM254 185V187L252 186ZM143 186V187H144ZM152 186V187H151ZM156 186V187H155ZM164 186V187H163ZM177 186L179 188H177ZM190 186V188H189ZM199 186V187H198ZM204 189H203V187ZM211 186V187H210ZM213 186V187H212ZM246 186H248L247 188H245ZM257 186V187H256ZM158 187V188H157ZM162 187V189H160ZM182 187V188H181ZM185 187V188H184ZM192 187V188H191ZM231 187V188H230ZM238 187V189H237ZM240 187V188H239ZM243 187V188H242ZM256 187V188H255ZM63 188V187H62ZM174 188V189H173ZM189 188V190H188ZM212 188V189H211ZM229 190V193L226 192ZM242 188V189H241ZM262 188V190H261ZM58 189V187H57ZM56 188L54 190L55 193L52 194V192L54 190L50 189V193L51 196L53 195V197L49 196L51 198H54L55 196L57 197L59 194H57L58 190L60 193V186L59 189L57 190ZM64 189V188H63ZM152 189L154 191L151 192ZM169 191H168V190ZM171 189V190H170ZM176 189V191H175ZM182 189V190H181ZM193 189V190H192ZM198 189H200V193L202 192V194L199 193V191H197ZM209 191H206V190ZM221 189V190H220ZM225 189L223 193V190ZM258 189V190H257ZM260 189V190H259ZM142 190V189H141ZM163 190V191H162ZM165 192L168 191V193L166 192V195L163 196ZM184 190V191H183ZM196 190V191H195ZM231 190V191H230ZM248 190V191H245ZM143 191V190H142ZM142 191H140L141 193H143ZM149 191V192H148ZM161 191V193H160ZM175 191V192H173ZM186 191V192H185ZM217 194H216V192ZM243 193H241V192ZM171 195H170V193ZM173 192V193H172ZM183 192V193H182ZM185 192V193H184ZM189 192V193H188ZM194 192V193H193ZM204 192V193H203ZM207 192V193H206ZM210 192V193H209ZM235 192V194H233ZM239 192V193H237ZM254 192V193H253ZM139 193V194H141ZM175 193V194H174ZM199 193V195H198ZM245 193V194H244ZM55 194V196H54ZM64 194V193H63ZM160 194V196L166 197L169 196V198L171 197V201L170 199L169 202L172 205V201L174 203L173 200V196L175 201V204L179 205L184 201V209H179V206L176 205H170L169 203H167V198H166V202L164 201L163 197H160L161 199L163 198V201L161 202V200H159L160 198H157L158 195ZM169 194V195H168ZM185 194V195H184ZM195 194V195H194ZM213 194V195H212ZM242 194V195H241ZM259 194V195H257ZM261 194V195H260ZM181 195V196H180ZM198 195V196H197ZM203 197H202V196ZM210 195V196H209ZM226 195V196H225ZM229 195V196H227ZM234 195V196H233ZM141 196V195H140ZM182 196L184 198V200H182V202L180 203V200L182 199ZM197 196V197H196ZM208 196V199H207ZM212 196V197H211ZM215 198H214V197ZM220 196V198H219ZM231 196V197H230ZM190 197V198H189ZM200 197V198H198ZM203 199H202V198ZM206 199H205V198ZM229 197V198H228ZM233 197V198H232ZM156 198V199H155ZM181 198V199H180ZM197 198V199H196ZM210 198V199H209ZM217 198V199H216ZM225 198V199H224ZM232 198V200H231ZM143 199L145 200V203ZM152 199V200H151ZM189 200V204H188V200ZM199 199V200H198ZM215 199V202L213 201V203L211 202L212 200ZM224 199V200H222ZM230 199V201H229ZM153 200L156 201H160L161 203L157 204L156 202H154ZM198 200V201H197ZM206 200V201H205ZM219 200V201H218ZM221 200V201H220ZM228 200V202L226 201ZM234 200V201H233ZM142 201V203H141ZM147 201V203H146ZM153 201V205H151ZM179 201V203H178ZM187 201V202H186ZM225 201V204H224ZM177 202V203H176ZM186 202V203H185ZM196 202L199 204H196ZM200 202L202 203L200 205ZM206 202V203H205ZM168 204V206L170 205L172 208H175V213L174 216H172L171 213H173L174 211H172L170 214H166L168 212L165 211L164 208V212L163 208L157 209L159 208L160 204ZM212 203V205H210V208H216V211L214 210V213L217 212L218 209L222 210L223 212H219L221 213V216L223 218H221L220 216L218 217L219 213H215L217 214V219L219 218V220L216 219V215L214 213L215 219H212L211 217H209L210 213L205 212L204 213V209H206L205 207L208 205L206 204H210ZM228 203V205H227ZM232 205H231V204ZM143 204V205H142ZM157 204V205H156ZM165 204V205H166ZM188 204V205H187ZM204 204V205H203ZM214 204V205H213ZM218 204V205H215ZM221 204V205H219ZM132 205V207H130ZM161 205V206H162ZM164 205V206H165ZM183 205H180L183 207ZM186 205V206H185ZM198 205V206H197ZM261 205V206H260ZM129 206V207H128ZM156 206V207H155ZM167 206V205H166ZM176 206V207H175ZM195 206V207H194ZM197 206V207H196ZM204 208H203V207ZM220 206V207H219ZM232 206V207H230ZM128 207V209L126 208ZM153 207V209H152ZM224 207V208H223ZM228 207V208H226ZM258 207V208H256ZM262 207V209H261ZM134 208V209H133ZM151 208V209H150ZM156 208V209H154ZM173 208V209H174ZM180 210L181 212L176 210ZM239 208V209H238ZM190 209V210H188ZM201 209V211H199ZM224 209V210H223ZM227 209V211H226ZM250 209V210H249ZM135 210V211H134ZM144 210V211H143ZM146 210V211H145ZM149 212H148V211ZM153 210V214L152 211ZM154 210H160V217L158 215L154 216ZM187 210V211H186ZM208 210L210 211V209L208 208ZM206 209V211H208ZM236 210V211H235ZM248 210V211H247ZM256 210V212H255ZM258 210V211H257ZM133 211V212H132ZM142 211V212H140ZM179 215H177V212ZM189 211V212H188ZM234 211V212H233ZM247 211V212H246ZM250 211V212H249ZM262 211V212H260ZM138 212L140 214H138ZM145 212V213H144ZM170 212V211H169ZM196 212V213H195ZM213 212V211H210ZM239 212V213H238ZM241 212V213H240ZM255 212V213H254ZM258 212V213H257ZM124 213V216H123ZM126 213V214H125ZM134 213V214H133ZM143 213V214H142ZM147 213V214H146ZM151 213V214H150ZM159 214V211L156 212ZM204 213V214H203ZM222 213H224L222 215ZM146 214V215H144ZM166 214L167 218H166ZM202 214V215H201ZM226 214V215H225ZM232 214L235 216L233 217ZM245 216H243V215ZM258 214L259 218H258ZM261 214V215H260ZM153 215V216H152ZM161 215H164L163 217ZM169 215V216H168ZM171 215V217H170ZM177 215V216H176ZM184 215V216H183ZM206 215V218L205 216ZM208 215V216H207ZM237 215V216H236ZM123 216V217H122ZM129 218H128V217ZM142 218H141V217ZM146 216V217H145ZM150 220H149V218ZM181 216V217H180ZM189 216V217H188ZM225 216V218H224ZM230 216V217H229ZM232 216V217H231ZM257 216V218H256ZM140 220H138V218ZM153 219H152V218ZM159 217V218H158ZM170 217V218H168ZM184 217V218H183ZM191 217V218H190ZM237 217V219H236ZM252 217V218H251ZM120 220H119V219ZM147 218V219H146ZM163 218V219H162ZM186 218V219H185ZM193 218V219H192ZM203 218V219H202ZM209 218V219H208ZM228 218H235L234 221L236 220V222L241 223V232L240 230H236L235 228H237V226L239 225H235L233 222L231 224L235 225L234 228L233 226L231 227V229L233 231H238L237 232H232L229 225H227L225 222V219ZM239 218V219H238ZM243 218V219H241ZM256 218V220H255ZM137 219V220H136ZM144 219V220H143ZM146 219V220H145ZM160 219V220H159ZM168 221H167V220ZM171 219V220H170ZM195 219V220H194ZM208 219V220H207ZM212 219V220H211ZM135 220V221H134ZM152 220V221H151ZM162 220V221H161ZM176 220V221H175ZM180 220V221H179ZM188 220V221H187ZM203 220V222H202ZM216 220V221H215ZM224 220V221H223ZM241 220V221H238ZM259 220V222H258ZM120 221V222H119ZM124 221V222H123ZM144 221V222H143ZM160 221V222H158ZM170 221V222H169ZM173 221L175 223H173ZM194 221V222H193ZM208 221L210 223H208ZM221 221V222H220ZM228 221V220H227ZM231 221V219H230ZM244 221V222H243ZM246 221V222H245ZM255 221V222H254ZM119 222V223H118ZM123 222V223H122ZM137 222V223H136ZM139 222V223H138ZM172 222V223H171ZM182 222V223H181ZM189 222V223H187ZM206 224H205V223ZM253 222V223H252ZM262 222V223H261ZM122 223V224H121ZM130 223V224H129ZM158 223V224H157ZM179 223V224H178ZM246 223V224H245ZM259 223V224H258ZM109 224V223H108ZM151 224L153 226H151ZM190 224V225H189ZM195 224V226H194ZM209 224V225H208ZM213 224V225H212ZM216 224V225H215ZM220 224V225H219ZM222 224V225H221ZM244 224V225H243ZM127 225V226H126ZM139 225V226H137ZM146 225V226H145ZM162 225V226H161ZM165 225V227H164ZM186 225V227L184 226ZM226 225V227H225ZM257 225V228H256ZM129 226V227H128ZM142 227L144 232V241L140 244V242L136 243V245H140L141 247H137L134 252L131 251L130 253H124L119 254L118 255V246L117 244H115L116 242H114L116 239V241H120V239H122V237L126 236L125 240L131 239L134 235V237L136 236V231L139 229V227ZM191 228H190V227ZM193 226V227H192ZM260 226V227H259ZM68 231H70V229H72L70 226H68ZM118 227V228H117ZM123 227V228H122ZM135 229H134V228ZM138 227V228H137ZM140 227V228H141ZM173 227V228H172ZM179 227V228H178ZM189 227V228H188ZM214 229H213V228ZM255 227V228H254ZM107 228V227H106ZM133 228V230L131 229ZM164 228V229H163ZM230 229V233L229 230L227 231L226 229ZM117 229V230H116ZM123 229V230H122ZM126 229V230H124ZM129 229V230H128ZM160 229V230H159ZM163 231H162V230ZM167 229V230H166ZM183 229V230H182ZM189 229V230H188ZM218 229V230H217ZM220 229V230H219ZM224 229V230H223ZM235 229V230H234ZM239 229V228H238ZM244 229V230H243ZM251 231H250V230ZM260 229V230H259ZM108 230V231H107ZM131 230V232H129ZM136 230V231H135ZM153 230V231H152ZM195 230V231H194ZM223 230V231H222ZM243 230V232H242ZM249 230V232H248ZM132 231H134L132 235ZM160 231V232H159ZM162 231V232H161ZM222 231V233H221ZM103 232V231H102ZM109 232V233H108ZM129 232V234H128ZM186 232V233H185ZM196 232V233H195ZM199 232V233H198ZM215 232H217L215 234ZM228 234H227V233ZM239 232L241 233L239 235ZM252 232V233H251ZM107 235H106V234ZM148 233V234H147ZM194 233V235H193ZM198 233V234H197ZM213 233V234H212ZM225 233V234H223ZM238 235H236V234ZM254 233V234H253ZM110 234V235H109ZM114 234V235H113ZM118 234V235H117ZM120 234V235H119ZM126 234V235H125ZM186 234V235H185ZM221 234V235H219ZM228 236H227V235ZM245 234V235H244ZM253 234V235H251ZM256 234V235H255ZM101 234H99L100 236ZM122 235V236H121ZM149 237H148V236ZM156 235V236H155ZM167 235V236H166ZM189 235V236H188ZM201 235V237H199ZM219 237H218V236ZM225 235V236H224ZM231 235L233 237H231ZM235 235V236H234ZM244 235V236H243ZM107 236V237H106ZM110 236V237H109ZM112 236V237H111ZM115 236V238H114ZM117 236V237H116ZM131 236V238H130ZM165 236V237H164ZM192 236V237H191ZM217 236V237H216ZM222 236V237H221ZM224 236V237H223ZM227 236V238H225ZM238 236V237H237ZM247 236V237H245ZM249 236V237H248ZM255 236V237H254ZM106 237V238H105ZM133 237V238H134ZM168 237V238H167ZM173 237V238H172ZM188 237V238H187ZM221 237V238H220ZM237 237V238H236ZM245 237V238H244ZM114 238V239H113ZM154 238V239H153ZM172 238V239H171ZM202 238V239H201ZM223 238V240H222ZM235 238V239H234ZM243 238V239H242ZM248 238V239H247ZM100 239V240H99ZM106 241H105V240ZM136 238H134L135 240ZM151 239V240H150ZM175 239V240H174ZM190 239V240H188ZM195 239V240H194ZM212 239V240H211ZM221 239V240H220ZM227 239V240H226ZM237 239V240H236ZM254 239V241H252ZM218 240V241H217ZM234 240V242H233ZM100 241V243H99ZM103 241V242H102ZM108 241V242H107ZM113 241V242H111ZM118 241V242H119ZM124 241V240H123ZM188 245H187V242ZM194 241V242H193ZM202 241V242H201ZM213 241V242H211ZM229 241V242H228ZM236 241V242H235ZM245 241V242H243ZM248 241V242H247ZM98 244H97V243ZM105 242V243H104ZM117 242V243H118ZM157 242V243H156ZM167 242V243H166ZM211 242V243H210ZM224 244H223V243ZM227 242V243H226ZM254 242V243H253ZM102 243V244H101ZM110 243V244H109ZM151 243V244H150ZM153 243V244H152ZM159 243V244H158ZM170 243V244H169ZM191 243V245L189 244ZM193 243V245H192ZM220 243V245H219ZM229 243V244H228ZM235 245L233 246L232 245ZM250 243V244H249ZM258 243V244H257ZM102 245V246H99ZM105 244V247L104 245ZM211 244V245H210ZM216 244V245H215ZM223 244V245H222ZM227 244V247H225ZM244 244V245H242ZM111 245V246H110ZM113 245V246H112ZM115 245V246H114ZM135 245V246H136ZM157 245V246H156ZM160 247H159V246ZM182 245V247H181ZM215 248H214V246ZM225 245V246H224ZM228 245H230L228 248ZM256 245V246H255ZM101 248H99V247ZM117 246V247H116ZM186 246V247H185ZM190 246V247H189ZM225 247L226 249H224L223 247ZM253 246V247H252ZM103 247V248H102ZM107 247V249H106ZM110 249H109V248ZM113 247V249H112ZM143 247V248H142ZM167 247L168 251H167ZM176 249V250H174ZM188 247V248H187ZM196 247V249H194ZM213 247V248H212ZM221 247V248H220ZM245 247V248H244ZM263 247V248H262ZM96 248V249H95ZM116 248L118 250H116ZM193 248V249H192ZM236 248V249H235ZM106 249V250H105ZM109 249V250H108ZM190 249V250H189ZM224 249V250H223ZM230 249V250H229ZM238 249V250H237ZM257 249V250H256ZM193 252H192V251ZM197 250V251H196ZM207 250V251H206ZM223 250V251H222ZM228 250V251H227ZM247 250V251H245ZM260 250V251H259ZM94 251V252H93ZM107 251V252H106ZM112 251V252H111ZM117 251V252H116ZM120 251V250H119ZM164 251V252H163ZM173 251V252H172ZM200 251V252H199ZM203 251V252H202ZM221 251V252H220ZM251 251V252H250ZM97 252V253H95ZM106 254H105V253ZM115 252V253H114ZM138 252V253H137ZM168 252V253H167ZM176 252V253H175ZM185 252V253H184ZM225 252V253H223ZM235 252V253H233ZM92 253V254H91ZM137 253V254H136ZM175 253V254H174ZM192 255H191V254ZM199 253V254H198ZM215 253V254H214ZM243 253V254H242ZM246 253V255H245ZM255 253V254H253ZM263 253V254H262ZM109 254V256H107ZM167 254V255H166ZM170 256H169V255ZM179 254V255H177ZM184 254V255H183ZM221 254H223L221 256ZM103 255H105L106 257H104ZM137 255V256H136ZM172 255V256H171ZM201 257H200V256ZM250 255V256H249ZM252 255V256H251ZM254 255V256H253ZM258 255V256H257ZM85 256V254H83L82 256H79L77 259L82 260L84 258H86L87 256ZM125 256V257H124ZM175 256V257H174ZM228 256V257H227ZM246 256V257H245ZM248 256V257H247ZM174 257V258H173ZM177 257V258H176ZM183 257V258H182ZM187 257V258H186ZM226 257V258H225ZM251 257V259L249 258ZM261 257V258H260ZM101 258V259H99ZM109 258V259H108ZM164 258V259H163ZM189 260V261H187ZM215 258V259H214ZM254 258V259H253ZM263 258V259H262ZM77 259H73V262L68 263L67 260H65V264H78L77 262L79 260ZM106 259V260H105ZM134 259V260H133ZM141 259V260H140ZM145 259V260H144ZM166 259V260H165ZM171 259V260H170ZM192 261H191V260ZM212 259V260H211ZM214 259V260H213ZM225 259V260H224ZM230 259V260H229ZM262 259V260H260ZM124 262H123V261ZM126 260V261H125ZM137 260V261H136ZM165 262H164V261ZM182 260V261H181ZM211 260V261H210ZM222 260V261H221ZM67 261V262H66ZM76 261V262H75ZM84 261V260H82ZM105 261V262H104ZM135 261V262H134ZM195 261V262H194ZM226 261V262H225ZM255 261V262H254ZM80 262V261H79ZM120 262V263H119ZM127 262V263H126ZM157 262V263H156ZM161 262V263H160ZM172 262V263H171ZM180 262V263H178ZM187 262V263H186ZM197 262V263H196ZM58 264H64V262H57ZM54 263L53 264H57ZM84 262H80L79 264H83Z\"/></svg>",
  "mask_w": 264,
  "mask_h": 264
},
{
  "label": "bare ground",
  "instance_id": "6f19581e",
  "mask_svg": "<svg viewBox=\"0 0 264 264\" xmlns=\"http://www.w3.org/2000/svg\"><path fill=\"white\" fill-rule=\"evenodd\" d=\"M6 1V0H5ZM56 1L57 0H50V2H47V4H45L44 6H41V8H39V10H38V12L37 13H35V14H37L38 15V23H40L41 25H42V27L40 28L41 29V31H40V33H39V37L41 38L42 36H44V38L46 37L45 35H47L48 33H50V30L51 31H53L55 28H57V30H58V28H60L61 29V26H63V22H64V13H62V12H64V11H62L61 9H63V8H59V5L56 3ZM68 1V0H67ZM67 1H66V3H67ZM126 1V0H125ZM143 1V0H142ZM162 1V0H161ZM84 2V1H83ZM114 2V1H113ZM124 2V1H123ZM202 2H204V1H202ZM256 2V1H255ZM259 2H261V1H259ZM69 3V2H68ZM88 3V2H87ZM116 3V2H115ZM130 3V2H129ZM140 3V2H139ZM188 3V2H187ZM195 2H193V4H194ZM263 3V2H262ZM19 4V3H18ZM59 4H61V3H59ZM64 4V3H63ZM89 4V3H88ZM92 4V3H91ZM123 4V3H122ZM141 4V3H140ZM143 4V3H142ZM163 4V3H162ZM192 4V3H191ZM192 4V5H193ZM250 4H252V3H250ZM255 4H257V3H255ZM68 5V4H67ZM72 5V4H71ZM70 5V6H71ZM81 5V4H80ZM114 5V4H113ZM202 5V4H201ZM206 5V4H205ZM243 5V4H242ZM241 5V6H242ZM19 6V5H18ZM61 6V5H60ZM63 7L64 6H66V5H62ZM78 6H79V4H78ZM116 6V5H115ZM123 6V5H122ZM126 6V5H125ZM162 6V5H161ZM161 6H159V7H161ZM164 6V5H163ZM207 6V5H206ZM236 6V5H235ZM251 6V5H250ZM17 7V6H16ZM146 7V6H145ZM193 7H196V6H193ZM192 7V8H193ZM203 7V6H202ZM205 7V6H204ZM243 7V6H242ZM256 7V6H255ZM261 7H263V6H261L260 5V7H258L259 9H261ZM3 8V7H2ZM89 8V7H88ZM127 8V7H126ZM137 8H138V6H137ZM142 8V7H141ZM236 8V7H235ZM239 8V7H238ZM4 9V8H3ZM11 9V8H10ZM13 9V8H12ZM35 9V8H34ZM65 9V8H64ZM75 9V8H74ZM89 9H91V8H89ZM157 9V8H156ZM186 10H187V8H185ZM205 9H207V8H205ZM249 9V8H248ZM258 9V10H259ZM7 10V9H6ZM76 10H77V7H76ZM124 10V9H123ZM132 10V9H131ZM189 10V9H188ZM192 10V9H191ZM208 10H209V8H208ZM253 10H254V7H253ZM256 10V9H255ZM12 11V10H11ZM19 11V10H18ZM34 11V10H33ZM74 11V10H73ZM92 11V10H91ZM121 11V10H120ZM159 11V10H158ZM195 11V10H194ZM234 11H235V9H234ZM239 11H241V10H239ZM250 11V10H249ZM80 12V11H79ZM87 12V11H86ZM90 12V11H89ZM115 12H116V10H115ZM126 12V11H125ZM129 12V11H128ZM144 12V11H143ZM177 12V11H176ZM188 12H190V11H188ZM187 12V13H188ZM211 12V11H210ZM237 12V11H236ZM252 12V11H251ZM250 12V13H251ZM257 12V11H256ZM256 12H254V13H256ZM259 12H261V10H259ZM15 13V12H14ZM13 13V14H14ZM81 13V12H80ZM160 13H161V11H160ZM19 14V13H18ZM34 14V15H35ZM77 14H79V13H77ZM88 14V13H87ZM91 14V13H90ZM147 14V13H146ZM176 14V13H175ZM179 14H180V11H179ZM197 14V13H196ZM209 14V13H208ZM232 14V13H231ZM246 14H247V12H246ZM249 14V13H248ZM130 15V14H129ZM133 15V14H132ZM137 15H139V13L137 14ZM158 15V14H157ZM181 15H183V14H181ZM187 15V14H186ZM233 15V14H232ZM234 15H235V12H234ZM242 16L244 15V14H241ZM252 15V14H251ZM254 15V14H253ZM258 15V14H257ZM261 15H262V13H261ZM5 16V15H4ZM114 16H115V14H114ZM161 16V15H160ZM177 16H178V13H177ZM192 16V15H191ZM209 16V15H208ZM226 16V15H225ZM259 16H260V14H259ZM258 16V17H259ZM19 17V16H18ZM83 17V16H82ZM120 17V16H119ZM131 17V16H130ZM139 17V16H138ZM185 17V16H184ZM231 17V16H230ZM234 17V16H233ZM238 17V16H237ZM246 17V16H245ZM253 17V16H252ZM256 17V16H255ZM67 18V17H66ZM69 18V17H68ZM78 18V17H77ZM86 18V17H85ZM89 18V17H88ZM125 18H127V17H125ZM179 17H177V19H178ZM180 18H182V17H180ZM187 17H185V19H186ZM190 18V17H189ZM193 18V17H192ZM229 18V17H228ZM249 18L251 19V17L249 16ZM262 18H263V16H262ZM261 18V19H262ZM87 19V18H86ZM112 19H113V17H112ZM141 19H142V17H141ZM147 19V18H146ZM159 19V18H158ZM210 19H212V18H210ZM222 19H223V17H222ZM225 19V18H224ZM232 19V18H231ZM248 19V18H247ZM257 19V18H256ZM260 19V18H259ZM259 19H257V20H259ZM17 20V19H16ZM68 20V19H67ZM77 20V19H76ZM80 20V19H79ZM114 20V19H113ZM120 20V19H119ZM180 20V19H179ZM191 20V19H190ZM204 20V19H203ZM213 20V19H212ZM226 20V19H225ZM229 21H230V19H228ZM234 20H236V19H234ZM234 20H232L233 21V23H234ZM238 20V19H237ZM246 20V19H245ZM244 20V21H245ZM139 21V20H138ZM158 21V20H157ZM176 21V20H175ZM174 21V22H175ZM222 21V20H221ZM34 22V21H33ZM68 22V21H67ZM93 22V21H92ZM141 22H143V21H141ZM183 22V21H182ZM189 22V21H188ZM201 22V21H200ZM237 22V21H236ZM239 22V21H238ZM246 22V21H245ZM10 23V22H9ZM124 23V22H123ZM159 23V22H158ZM219 23V22H218ZM231 23V22H230ZM257 23H258V21H257ZM256 22H255V19H254V23L253 22H251V21H249L248 22V20H247V22L246 23H244L247 27H252V29L255 27V28H260L262 25H258ZM260 23V22H259ZM1 24V23H0ZM35 24V23H34ZM73 24V23H72ZM125 24V23H124ZM163 24H164V22H163ZM194 24V23H193ZM232 24V23H231ZM239 24V23H238ZM17 25V24H16ZM38 25V24H37ZM80 25V24H79ZM118 25H120V24H118ZM133 25H134V23H133ZM132 25V26H133ZM143 25V24H142ZM234 25V24H233ZM236 25V24H235ZM240 25V24H239ZM242 25V24H241ZM240 25V26H241ZM264 25V24H263ZM15 26V25H14ZM68 26V25H67ZM87 26H89L90 27V25H87ZM115 27H116V25H114ZM141 26V25H140ZM162 26H164V25H162ZM176 26V25H175ZM185 26V25H184ZM190 26V25H189ZM194 26V25H193ZM199 27H200V25H198ZM219 26V25H218ZM256 26H258V27H256ZM9 27V26H8ZM94 27V26H93ZM109 27V26H108ZM126 27V26H125ZM144 27V26H143ZM150 27V26H149ZM159 27V26H158ZM187 27H188V24H187ZM236 27H238V26H236ZM63 28V27H62ZM65 28V27H64ZM73 28V27H72ZM162 28V27H161ZM230 28V27H229ZM242 28H243V26H242ZM4 29V28H3ZM22 29V28H21ZM53 29V30H52ZM85 29V28H84ZM114 29V28H113ZM133 29V28H132ZM154 29V28H153ZM157 29V28H156ZM217 29V28H216ZM239 29H241V28H239ZM264 29V28H263ZM262 29V30H263ZM56 30V29H55ZM81 30V29H80ZM79 30V31H80ZM83 30V29H82ZM105 30V29H104ZM103 30V31H104ZM146 30V29H145ZM155 30V29H154ZM162 30V29H161ZM251 30V29H250ZM26 31V30H25ZM88 31H90L89 29H88ZM110 31V30H109ZM118 31H120V30H118ZM139 31H140V29H139ZM144 31V30H143ZM149 31V30H148ZM151 31V30H150ZM163 31V30H162ZM206 31V30H205ZM236 31V30H235ZM260 31V30H259ZM67 32H69V31H67ZM66 32V33H67ZM84 32V31H83ZM105 32V31H104ZM131 32V31H130ZM147 32V31H146ZM153 32V31H152ZM249 32V31H248ZM253 32H254V29H253ZM9 33V32H8ZM52 33H54V32H52ZM76 33V32H75ZM93 33V32H92ZM112 33H114V32H112ZM132 33H134V32H132ZM159 33V32H158ZM157 33V34H158ZM161 33V32H160ZM159 33V34H160ZM176 33V32H175ZM237 33V32H236ZM262 33V32H261ZM14 34V33H13ZM16 34V33H15ZM58 34V33H57ZM57 34H54V35H57ZM68 34V33H67ZM115 34V33H114ZM142 34V33H141ZM158 34V35H159ZM200 34H202V33H200ZM204 34V33H203ZM207 34V33H206ZM255 34H256V32H255ZM12 35V34H11ZM34 35V34H33ZM41 35V36H40ZM66 35V34H65ZM75 35V34H74ZM85 35V34H84ZM135 35V34H134ZM143 35H144V33H143ZM156 35V34H155ZM227 35H229V34H227ZM240 35H241V33H240ZM246 35H247V33H246ZM257 35V34H256ZM16 36V35H15ZM14 36V37H15ZM29 36V35H28ZM141 36V35H140ZM161 36V35H160ZM207 36V35H206ZM226 36V35H225ZM232 36V35H231ZM261 36V35H260ZM1 37V36H0ZM5 37V36H4ZM11 37V36H10ZM17 37V36H16ZM50 37V36H49ZM57 37V36H56ZM63 37H65V36H63ZM93 37H94V35H93ZM153 37H155L154 35H153ZM163 37V36H162ZM162 37H160V38H162ZM199 37H200V35H199ZM204 37V36H203ZM233 37V36H232ZM235 37V36H234ZM241 37H242V35H241ZM246 37V36H245ZM253 37H254V35H253ZM264 37V36H263ZM13 38V37H12ZM18 38V37H17ZM26 38V37H25ZM36 38V37H35ZM43 38V37H42ZM47 38H48V36H47ZM53 38V37H52ZM58 38V37H57ZM62 38V37H61ZM66 38V37H65ZM80 38V37H79ZM6 39V38H5ZM33 39V38H32ZM31 39V40H32ZM48 39H50V38H48ZM85 39V38H84ZM91 39V38H90ZM154 39V38H153ZM233 39V38H232ZM244 39V38H243ZM245 39H249V36H248V38H245ZM251 39V38H250ZM12 40V39H11ZM14 40H15V38H14ZM30 40V41H31ZM37 40V39H36ZM108 40V39H107ZM131 40V39H130ZM163 40V39H162ZM161 40V41H162ZM227 40V39H226ZM229 40V39H228ZM252 40V39H251ZM18 41V40H17ZM27 41H28V39H27ZM35 41V40H34ZM42 41V40H41ZM41 41H40V43H41ZM54 41V40H53ZM82 41V40H81ZM94 41V40H93ZM160 41V40H159ZM205 41V40H204ZM213 41V40H212ZM239 41V40H238ZM244 41V40H243ZM261 41V40H260ZM19 42H20V40H19ZM32 42V41H31ZM30 42V43H31ZM69 42V41H68ZM76 42V41H75ZM125 42V41H124ZM150 42H151V40H150ZM201 42V41H200ZM249 42V41H248ZM251 42H253V40L251 41ZM18 43V42H17ZM29 43V44H30ZM37 43V42H36ZM35 43V44H36ZM52 43V42H51ZM71 43V42H70ZM73 43V42H72ZM84 43V42H83ZM238 43V42H237ZM12 44H13V42H12ZM14 44H16V43H14ZM23 44V43H22ZM21 44V45H22ZM25 44V43H24ZM28 44V45H29ZM42 44V43H41ZM44 44H46V42L44 43ZM50 44V43H49ZM59 44V43H58ZM67 43H65V45H66ZM69 44V43H68ZM128 44V43H127ZM217 44V43H216ZM227 44V43H226ZM231 44V43H230ZM243 44V43H242ZM248 43H246V45H247ZM250 44V43H249ZM259 44V43H258ZM4 45V44H3ZM18 45H20V44H18ZM38 45V44H37ZM37 45H35V46H37ZM47 45V44H46ZM52 45V44H51ZM51 45H49V47L51 46ZM64 45V44H63ZM74 44H72V46H73ZM156 45V44H155ZM209 45V44H208ZM212 45V44H211ZM219 45V44H218ZM243 45H245V44H243ZM14 46V45H13ZM29 46H31V44L29 45ZM72 46H70V45H67V46H65L64 48H63V50H61V54H60V59H58V62H61V66L62 65H64V67H66V68H68L69 69V72H70V69L73 67L72 65H73V63L75 62V60H74V62H73V60L72 59H74V58H72L74 55H73V51H74V49L72 50ZM205 46V45H204ZM255 46V45H254ZM253 46V47H254ZM257 46V45H256ZM260 46H262V45H260ZM1 47V46H0ZM11 47V46H10ZM17 47V46H16ZM16 47H14V48H16ZM19 47V46H18ZM47 47V46H46ZM55 47H57V46H55ZM60 47H61V45H60ZM63 47V46H62ZM90 47V46H89ZM145 47V46H144ZM220 47H222V46H220ZM232 47V46H231ZM248 47V46H247ZM3 48V47H2ZM13 48V49H14ZM21 48V47H20ZM53 48V47H52ZM91 48V47H90ZM209 48V47H208ZM264 48V47H263ZM1 49V48H0ZM18 49V48H17ZM55 49V48H54ZM82 49V48H81ZM210 49H211V47H210ZM241 49V48H240ZM76 50V49H75ZM138 50H140V48L138 49ZM145 50V49H144ZM143 50V51H144ZM147 50V49H146ZM207 50V49H206ZM214 50H215V48H214ZM242 50V49H241ZM253 50V49H252ZM261 50V49H260ZM7 51V50H6ZM12 51V50H11ZM46 51V50H45ZM50 51V50H49ZM140 51H142V50H140ZM150 51V50H149ZM209 51V50H208ZM233 51V50H232ZM235 51V50H234ZM14 52V51H13ZM19 52H20V50H19ZM23 52V51H22ZM21 52V53H22ZM77 52V51H76ZM80 52V51H79ZM4 53V52H3ZM32 53V52H31ZM49 53V52H48ZM213 53V52H212ZM228 53V52H227ZM239 53V52H238ZM246 53V52H245ZM249 53V52H248ZM258 53V52H257ZM1 54V53H0ZM11 54V53H10ZM20 54V53H19ZM41 54V53H40ZM218 54V53H217ZM233 54V53H232ZM236 54V53H235ZM234 54V55H235ZM264 54V53H263ZM31 55V54H30ZM39 55V54H38ZM41 55H43V54H41ZM73 55V56H72ZM144 55H145V53H144ZM219 55H220V52H219ZM226 55V54H225ZM259 55V54H258ZM8 56V55H7ZM11 56V55H10ZM32 56V55H31ZM58 56V55H57ZM114 56V55H113ZM119 56V55H118ZM150 56V55H149ZM214 56V55H213ZM224 56V55H223ZM222 56V57H223ZM240 56V55H239ZM238 56V59L240 58ZM254 57H256L255 55H253ZM16 57V56H15ZM56 57V56H55ZM151 57V56H150ZM210 57V56H209ZM212 57V56H211ZM210 57V58H211ZM246 57V56H245ZM263 57H264V55H263ZM1 58V57H0ZM20 58V57H19ZM142 58V57H141ZM227 59H229L228 57H226ZM248 58H249V56H248ZM257 58H258V56H257ZM18 59V58H17ZM39 59V58H38ZM152 59V58H151ZM223 59V58H222ZM221 59V60H222ZM234 59V58H233ZM244 59V58H243ZM246 59V58H245ZM10 60V59H9ZM60 60V61H59ZM145 60V59H144ZM154 60V59H153ZM208 60H209V58H208ZM211 60V59H210ZM224 60V59H223ZM250 60V59H249ZM8 61V60H7ZM38 61H40V60H38ZM91 61V60H90ZM111 61V60H110ZM124 61V60H123ZM216 61V60H215ZM219 61V60H218ZM225 61V60H224ZM223 61V62H224ZM230 61V60H229ZM241 61H242V59H241ZM245 61V60H244ZM253 61V60H252ZM262 61V60H261ZM263 61H264V59H263ZM2 62V61H1ZM22 62V61H21ZM28 62V61H27ZM45 62V61H44ZM52 62V61H51ZM56 62H57V60H56ZM142 62V61H141ZM154 62V61H153ZM207 62V61H206ZM210 62V61H209ZM246 62V61H245ZM18 63H20V62H18ZM34 63V62H33ZM36 63V62H35ZM122 63V62H121ZM120 63V64H121ZM163 63V62H162ZM211 63V62H210ZM216 63V62H215ZM228 63V62H227ZM250 63V62H249ZM42 64V63H41ZM56 64V63H55ZM58 64V63H57ZM153 64H155V62L153 63ZM152 64V65H153ZM158 64V63H157ZM180 64V63H179ZM217 64V63H216ZM223 64V63H222ZM225 64V63H224ZM242 64V63H241ZM241 64H239V65H241ZM255 64H256V59H255ZM264 64V63H263ZM11 65V64H10ZM40 65V64H39ZM53 65V64H52ZM159 65V64H158ZM175 65V64H174ZM187 65V64H186ZM190 65V64H189ZM188 65V66H189ZM195 65V64H194ZM221 65V64H220ZM226 65V64H225ZM248 65H250V64H248ZM35 66V65H34ZM38 66V65H37ZM36 66V67H37ZM58 66V65H57ZM57 66H55L56 68H58ZM123 66V65H122ZM142 66V65H141ZM155 66V65H154ZM164 66V65H163ZM169 66V65H168ZM179 66V65H178ZM196 66V65H195ZM244 66V65H243ZM254 66V65H253ZM252 66V67H253ZM264 66V65H263ZM27 67V66H26ZM43 67H44V65H43ZM47 67V66H46ZM52 67V66H51ZM53 67H54V65H53ZM114 67H116L115 65H114ZM165 67H167L166 65H165ZM164 67V68H165ZM184 67H186V66H184ZM222 67V66H221ZM227 67V66H226ZM236 67H237V65H236ZM235 67V68H236ZM258 67V66H257ZM20 68V67H19ZM34 68V67H33ZM78 68V67H77ZM97 68V67H96ZM100 68V67H99ZM108 68V67H107ZM106 68V69H107ZM150 68V67H149ZM153 68V67H152ZM196 68V67H195ZM229 68H231L230 66H229ZM228 68V69H229ZM251 67H249V69H250ZM260 68V67H259ZM22 69V68H21ZM36 69V68H35ZM41 69V68H40ZM63 69V68H62ZM68 69H67V71L66 72H68ZM78 69H80V68H78ZM115 69V68H114ZM118 69V68H117ZM151 69V68H150ZM162 69V68H161ZM185 69V68H184ZM183 69V70H184ZM191 69V68H190ZM190 69H189V71H190ZM214 69V68H213ZM216 69V68H215ZM220 69V68H219ZM227 69V70H228ZM255 69H256V67H255ZM13 70V69H12ZM27 70H29V69H27ZM31 70H34V69H31ZM42 70V69H41ZM64 70H66V69H64ZM82 70V69H81ZM111 70V69H110ZM139 70V69H138ZM154 70H155V68H154ZM170 70V69H169ZM209 70V69H208ZM222 70V69H221ZM226 70V71H227ZM233 70H234V68H233ZM252 70H254V69H252ZM259 70V69H258ZM15 71V70H14ZM23 71V70H22ZM40 71V70H39ZM38 71V72H39ZM108 71V70H107ZM153 71V70H152ZM156 71H157V69H156ZM168 71V70H167ZM186 71V70H185ZM193 71V70H192ZM191 71V72H192ZM194 71H196L195 69H194ZM219 71V70H218ZM231 71V70H230ZM241 71V70H240ZM244 71V70H243ZM21 72V71H20ZM26 72V71H25ZM28 72V71H27ZM33 72H35V71H33ZM62 72V71H61ZM64 72V71H63ZM73 72H75V71H73ZM102 72V71H101ZM149 72V71H148ZM154 72V71H153ZM173 72V71H172ZM177 72V71H176ZM10 73V72H9ZM60 73V72H59ZM79 73V72H78ZM151 73V72H150ZM211 73V72H210ZM223 73V72H222ZM241 73V72H240ZM243 73V72H242ZM241 73V74H242ZM255 73V72H254ZM253 73V74H254ZM15 74V73H14ZM18 74V73H17ZM22 74H24L25 75V73H22ZM29 74V73H28ZM52 74V73H51ZM55 74H56V72H55ZM64 74H66V73H64ZM69 74V73H68ZM77 74V73H76ZM86 74V73H85ZM100 74V73H99ZM110 74V73H109ZM112 74V73H111ZM116 74V73H115ZM153 74V73H152ZM161 74V73H160ZM169 74V73H168ZM172 74V73H171ZM183 74V73H182ZM181 74V75H182ZM194 74V73H193ZM192 74V75H193ZM196 74V73H195ZM214 74V73H213ZM251 74H252V72H251ZM260 74V73H259ZM5 75V74H4ZM3 75V76H4ZM12 75H13V73H12ZM19 75V74H18ZM31 75V74H30ZM61 75V74H60ZM79 75V74H78ZM100 75H103V74H100ZM106 75V74H105ZM134 75V74H133ZM137 75V74H136ZM135 75V76H136ZM158 75H159V72H158ZM157 75V76H158ZM165 75V74H164ZM170 75V74H169ZM202 75V74H201ZM223 75V74H222ZM234 75V74H233ZM7 76V75H6ZM25 76H27V75H25ZM50 75H48V77H49ZM53 76V75H52ZM62 76V75H61ZM141 76V75H140ZM147 76V75H146ZM154 76V75H153ZM153 76L151 75V77L153 78ZM167 76V75H166ZM178 76V75H177ZM183 76V75H182ZM194 76V75H193ZM237 76V75H236ZM240 76V75H239ZM244 76H245V74H244ZM261 76V75H260ZM38 77V76H37ZM51 77V76H50ZM63 77V76H62ZM68 77V76H67ZM73 77V76H72ZM161 77V76H160ZM159 77V78H160ZM175 77V76H174ZM184 77V76H183ZM187 77V76H186ZM207 77V76H206ZM225 77H226V75H225ZM231 77V76H230ZM238 77V76H237ZM255 77V76H254ZM20 78V77H19ZM21 78H23V77H21ZM20 78V79H21ZM28 78V77H27ZM42 78V77H41ZM47 78V77H46ZM61 78V77H60ZM88 78V77H87ZM106 78V77H105ZM112 78V77H111ZM137 78V77H136ZM141 78V77H140ZM143 78V77H142ZM146 78V77H145ZM150 77H148V79H149ZM168 78V77H167ZM197 78V77H196ZM200 78V77H199ZM256 78V77H255ZM25 79V78H24ZM39 79V78H38ZM45 79V78H44ZM66 79V78H65ZM73 79V78H72ZM114 79V78H113ZM122 79V78H121ZM134 79V78H133ZM144 79V78H143ZM157 79V78H156ZM162 79V78H161ZM160 79V80H161ZM173 79V78H172ZM188 79V78H187ZM189 79H191V77L189 78ZM194 79V78H193ZM192 79V80H193ZM231 79V78H230ZM234 79V78H233ZM7 80V79H6ZM18 80V79H17ZM22 80V79H21ZM48 80V79H47ZM69 80V79H68ZM103 80V79H102ZM105 80V79H104ZM108 80V79H107ZM112 80V79H111ZM111 80H109V81H111ZM147 80V79H146ZM164 80V79H163ZM170 80V79H169ZM197 80V79H196ZM205 80V79H204ZM228 80V79H227ZM237 80V79H236ZM239 80V79H238ZM8 81V80H7ZM40 81V80H39ZM59 81V80H58ZM126 80L124 79V82H125ZM150 81H152V80H150ZM158 81V80H157ZM165 81V80H164ZM163 81V82H164ZM168 81V80H167ZM173 81H175V80H173ZM184 81V80H183ZM185 81H187L186 83H188V81L189 80H185ZM191 81V80H190ZM199 81V80H198ZM228 81H230V80H228ZM245 81V80H244ZM248 81V80H247ZM251 81V80H250ZM250 81H248V82H250ZM258 81V80H257ZM256 81V82H257ZM263 81V80H262ZM26 82H29V81H27L26 80ZM43 82V81H42ZM60 82V81H59ZM86 82V81H85ZM114 82V81H113ZM127 82H128V80H127ZM148 81H146V83H147ZM159 82V81H158ZM172 82V81H171ZM176 82V81H175ZM182 82V81H181ZM194 82L195 81H193V85H195L194 84ZM197 82V81H196ZM205 82V81H204ZM208 82V81H207ZM247 82V83H248ZM264 82V81H263ZM21 83V82H20ZM88 83H90V82H88ZM105 83V82H104ZM118 83V82H117ZM152 83V82H151ZM154 83V82H153ZM167 83V82H166ZM178 83H179V81H178ZM184 83V82H183ZM190 83H192V82H190ZM206 83V82H205ZM236 83V82H235ZM27 84V83H26ZM30 84V83H29ZM29 84H27L28 86H29ZM44 84V83H43ZM46 84V83H45ZM48 84V83H47ZM78 84V83H77ZM93 84V83H92ZM150 84V83H149ZM155 84V83H154ZM182 84V83H181ZM189 84V83H188ZM197 84V83H196ZM237 84V83H236ZM252 84V83H251ZM20 85V84H19ZM35 85V84H34ZM96 85V84H95ZM95 85H93V86H95ZM100 85V84H99ZM102 85H103V83H102ZM109 85V84H108ZM115 85V84H114ZM158 85H160V83L158 84ZM168 85H169V83H168ZM168 85L166 86L167 88H168ZM171 85V84H170ZM169 85V86H170ZM176 85V84H175ZM199 85V84H198ZM201 85V84H200ZM205 85V84H204ZM235 85V84H234ZM240 85V84H239ZM263 85V84H262ZM23 86V85H22ZM31 86V85H30ZM44 86V85H43ZM47 86H49V85H47ZM75 86V85H74ZM73 86V87H74ZM82 86V85H81ZM97 86V85H96ZM96 86L94 87V89H96ZM105 86V85H104ZM123 86V85H122ZM144 86V85H143ZM147 86V85H146ZM155 87H157L156 85H154ZM251 85L249 84V87H250ZM253 86H255V85H253ZM253 86H251L252 88H253ZM259 86L261 87V85H260V83H259ZM264 86V85H263ZM37 87V86H36ZM54 87H56V86H54ZM59 87V86H58ZM76 87V86H75ZM79 87V86H78ZM100 87V86H99ZM149 87V86H148ZM178 87V86H177ZM185 87V86H184ZM194 87V86H193ZM195 87H197V86H195ZM199 87H202V86H199ZM221 87V86H220ZM239 87V86H238ZM27 88V87H26ZM31 88V87H30ZM47 88V87H46ZM80 88V87H79ZM167 88H166V90H167ZM180 88V87H179ZM178 88V89H179ZM233 88V87H232ZM255 88V87H254ZM258 88V87H257ZM37 89V88H36ZM43 89V88H42ZM42 89H41V92H42ZM51 89V88H50ZM49 89V90H50ZM53 89V88H52ZM60 89V88H59ZM75 89V88H74ZM87 89V88H86ZM134 89V88H133ZM140 89V88H139ZM157 89V88H156ZM156 89H154V87H153V85L152 84H150V90H148L147 92H150V97L148 96V95H145L144 94V96L143 95H141L142 94V92L140 91V93L141 94H139L138 93V95L140 96V97H143V99L145 98V96L147 97L146 99L148 100V98H150V99H152V101H154V100H156V98H158V97H155L158 93H159V91L158 90H156ZM169 89L170 88H168V91H169ZM173 89V88H172ZM182 89V88H181ZM186 89V88H185ZM251 89V88H250ZM249 89V90H250ZM264 89V88H263ZM4 90H5V88H4ZM17 90V89H16ZM23 90V89H22ZM26 90V89H25ZM33 90V89H32ZM39 90V89H38ZM44 90H45V88H44ZM54 90V89H53ZM57 90V89H56ZM63 90V89H62ZM73 89H71V91H72ZM76 90V89H75ZM101 90V89H100ZM138 90V89H137ZM176 90H177V88H176ZM196 90V89H195ZM203 90V89H202ZM207 90V89H206ZM240 90H242V88L240 89ZM257 90V89H256ZM12 91V90H11ZM66 91V90H65ZM82 91V90H81ZM88 91V90H87ZM95 91V90H94ZM181 91V90H180ZM198 91V90H197ZM225 91V90H224ZM223 91V92H224ZM254 91H255V89H254ZM8 92V91H7ZM20 92H22V91H20ZM25 92V91H24ZM27 92V91H26ZM35 92V91H34ZM96 92V91H95ZM94 92V93H95ZM128 92V91H127ZM178 93V91H175V93ZM182 92V91H181ZM187 92V91H186ZM226 92V91H225ZM245 92H247V90L245 91ZM2 93V92H1ZM0 93V264H53V262L54 263H57V262H64V264H65V260H67L68 261V263H69V261L70 262H73L74 260L73 259H77L79 256H82L83 254H85V256H87L86 254H89L90 252H88V253H85V251L87 252V248H88V246H89V244L95 239V238H97L98 239V237H102V235H103V233H104V230H106V229H109V228H111L112 227V225H110V224H113L114 225V223H110V221L112 220V218L113 219H115V218H117L116 217V215H117V213L119 214L120 213V215H122L121 214V211H120V205H122V204H125L126 202H127V204H130V203H128V201L130 200V198H131V200H132V198H139V201H140V198L142 197V194L144 195L143 196V198L145 197L146 198V196H147V198H148V195H146L145 193H144V189L143 188H145V186L144 185H146V184H150L149 182L148 183H146V184H144V181H148V179L146 180L145 179V177L146 176H148L149 177V174H147L148 173V171H150V168H152V167H154V166H152V164H154V162L156 163L157 162V160H158V163H156V164H160L161 162V158L160 159H157L158 158V156L159 155H157V154H154V151L156 152V153H158V151H159V149H162V147L161 148H159L160 147V144H159V147L156 145L155 146V142H154V139H155V137L154 138H151V137H149V136H145V133H143L142 134V132H139V133H141V135H139V133L137 134L138 136H136L134 139H133V136H132V143H130V142H128V145H126V147H128V148H124L123 146H120L121 147V150H122V148L124 149V150H122V152L124 153L125 152V150H127L126 152H128L126 155L127 156H125L124 157V155H123V157L124 158H120V157H122V152L120 153L119 151H118V149H115V148H117L119 145H118V143H116V145H118V146H116V147H113L112 146V143H111V146L115 149V151H118V153H120L119 154V158L118 157H116L115 159H113L115 156H118V154L117 155H115L117 152H115L114 153V157L112 156V157H110L109 155H107L109 158H111L110 159V163H111V161H112V159H113V163L112 164H110L109 163V160H107L108 161V168L106 167V164L105 163H103L102 161H103V159H104V157H103V159L101 158L102 156H104V155H99L98 153H96V155H99V156H96V155H94V156H96V157H100L102 160H101V163H103V164H105V166L103 165V169H102V171H100L99 173H98V175L96 174L95 175V177L92 175V177L90 176L91 175V171L89 172V171H87V170H84V168L83 167H81L82 166V164H80L78 161L79 160H81V159H84V158H82V157H84L86 154H82V149L84 148V146L85 145H87L88 144V146H90V145H95L96 147H97V145H96V143L94 144V143H92V142H90V143H88V141L86 142H84V140H82V142H83V144H85L83 147H81L80 145H81V143H78V144H80L79 146H78V144L76 145L75 144V142H76V140H77V138H76V140L75 141H72V142H74V143H72L73 145L71 146V147H73L74 148V150H75V156L73 155L72 156V159H74L73 157H75V161L76 162H74V163H76V164H78V165H76V164H74L73 166H75L76 165V167L78 166L79 167V165H81L79 168H78V170L79 171H74V169L72 170V168H75V167H72V165H70V163L68 162V166L66 167V168H68V167H70L71 166V168L70 169H68L67 171H66V173L67 174H65L64 172H62V171H59V172H61L62 173V175H63V173H64V175H67L65 178H63V179H60V178H62L60 175V173H59V179H60V182H58L60 185H56V183H57V181H56V183L54 184V183H52V184H50L51 182H53V181H50V180H54V179H56L55 178V173L54 172H56V170L53 172L54 173V179H51V177H49V176H51V171H45V170H43V169H45V167L44 166H46V164L48 165V163H46V162H44V161H42V159H44V154H43V158H42V152H40V150H41V148H40V150L37 152V153H35V158L36 157H38V159L39 160H41V161H38V159H36L38 162H42V163H44L43 165V171H32V169H30L31 171H21V169L19 170V160L21 161V160H24V158H25V156L24 157H22V155L23 154H21V153H25V152H20L19 151V105H17V104H15V105H11V104H9L8 103V101L6 100V95L5 94H1ZM4 93H6V92H4ZM17 93V92H16ZM30 93V92H29ZM33 93V92H32ZM46 93V92H45ZM48 93V92H47ZM51 93V92H50ZM53 93V92H52ZM96 93H98V91L96 92ZM122 93V92H121ZM130 93V92H129ZM136 93H137V91H136ZM135 93V94H136ZM146 93V92H145ZM161 93V92H160ZM174 93V92H173ZM219 93V92H218ZM258 93V92H257ZM264 93V92H263ZM11 94H13V93H11ZM41 94V93H40ZM43 94V93H42ZM67 94V93H66ZM146 94H148V93H146ZM165 94H166V92H165ZM204 94V93H203ZM225 94V93H224ZM245 94V93H244ZM259 94V93H258ZM30 94H28V96H29ZM46 95V94H45ZM62 95V94H61ZM94 95V94H93ZM130 95V94H129ZM132 95V94H131ZM130 95V96H131ZM137 95V96H138ZM161 94H159V95H157V96H160ZM201 95V94H200ZM205 95V94H204ZM220 95H222L221 93H220ZM255 95H256V93H255ZM13 96H15V95H13ZM12 96V98L11 99H13L14 97ZM65 96V95H64ZM81 96V95H80ZM124 96V95H123ZM127 96V95H126ZM152 96H153V98H155V99H153L152 98ZM176 96V95H175ZM174 96V97H175ZM185 96V95H184ZM235 96V95H234ZM242 96V95H241ZM245 96V95H244ZM243 96V97H244ZM246 96H248V95H246ZM263 96V95H262ZM11 97V96H10ZM21 96H19L18 98H20ZM51 97V96H50ZM55 97V96H54ZM62 97V96H61ZM139 97V98H140ZM196 97V96H195ZM220 97V96H219ZM261 97V96H260ZM264 97V96H263ZM25 98H27L26 96H25ZM32 98H35L34 96L32 97ZM43 98V97H42ZM68 98V97H67ZM71 98V97H70ZM83 98V97H82ZM81 98V99H82ZM125 98V97H124ZM130 98V97H129ZM134 98V97H133ZM138 98V97H137ZM160 98V97H159ZM158 98V99H159ZM162 98V97H161ZM164 98V97H163ZM178 98V97H177ZM180 98V97H179ZM189 98V97H188ZM250 99H251V97H249ZM23 99V98H22ZM22 99H21V101H22ZM28 99V98H27ZM31 99V98H30ZM41 99V98H40ZM48 99H50V98H48ZM75 99V98H74ZM105 99V98H104ZM110 99V98H109ZM126 99V98H125ZM141 99V98H140ZM140 99H138V101L139 102H142V103H144L146 106H147V104L145 103V102H143V101H146L147 102V100H142V101H140ZM149 99V100H150ZM199 99V98H198ZM205 99V98H204ZM220 99H221V97H220ZM238 99V98H237ZM240 99V98H239ZM239 99H238V101H239ZM245 99V98H244ZM242 100V101H245V100ZM249 99V100H250ZM9 100V102H10V99H8ZM18 100V99H17ZM25 100V99H24ZM37 100V99H36ZM44 100V99H43ZM53 100V99H52ZM58 100V99H57ZM66 100V99H65ZM64 100V101H65ZM123 100V102H124V99H122ZM133 100H136L135 98L133 99ZM159 100H161V99H159ZM163 100V99H162ZM161 100V101H162ZM185 100V99H184ZM201 100H203V99H201ZM206 100V99H205ZM209 100V99H208ZM254 100H257V99H254ZM262 100V99H261ZM13 101V100H12ZM15 101V100H14ZM29 101V100H28ZM75 101V100H74ZM78 101V100H77ZM127 101V100H126ZM160 101V102H161ZM182 101V100H181ZM199 101H200V99H199ZM230 101V100H229ZM8 104H7V103ZM16 102V101H15ZM26 103H24L23 102V104H27L28 105V102L27 101H25ZM45 102V101H44ZM66 102H68V100L66 101ZM111 102V101H110ZM129 102V101H128ZM138 102V103H139ZM148 102H151V101H148ZM174 102V101H173ZM188 102H189V100H188ZM191 102V101H190ZM196 102V101H195ZM200 102H202V101H200ZM221 102H223V101H221ZM225 102H227V101H225ZM232 101H230V103H231ZM255 102V101H254ZM253 102V103H254ZM258 102V101H257ZM260 102V101H259ZM11 103V102H10ZM14 103V102H13ZM40 103V102H39ZM52 103V102H51ZM55 102H53V104H54ZM59 103H60V101H59ZM58 103V104H59ZM80 103V102H79ZM131 103V102H130ZM159 103V102H158ZM175 103V102H174ZM186 103V102H185ZM197 103V102H196ZM213 103H214V101H213ZM234 103V102H233ZM242 103V102H241ZM262 103V102H261ZM23 104H21V105H23ZM42 104V103H41ZM44 104V103H43ZM42 104V105H43ZM70 104V103H69ZM85 104V103H84ZM139 104H141V103H139ZM138 104V105H139ZM151 104V103H150ZM170 104H172V103H170ZM189 104V103H188ZM199 104V103H198ZM251 104V103H250ZM258 104V103H257ZM27 105H25V106H27ZM39 105V104H38ZM45 105H46V103H45ZM48 105V104H47ZM46 105V106H47ZM61 105H63V104H61ZM65 105H67V104H65ZM72 105V104H71ZM122 105V104H121ZM143 105V104H142ZM152 105H154V103L152 104ZM179 105V104H178ZM190 105H192V104H190ZM201 105V104H200ZM199 105V106H200ZM211 105V104H210ZM243 105V104H242ZM56 106H58V105H56ZM69 106V105H68ZM76 106V105H75ZM83 106V105H82ZM136 106V105H135ZM181 106V105H180ZM193 106V105H192ZM202 106V105H201ZM209 106V105H208ZM233 106V105H232ZM245 106V105H244ZM258 106V105H257ZM45 107V106H44ZM50 107V106H49ZM63 107V106H62ZM65 107V106H64ZM139 107H141V106H138L137 107V110L136 111H141V110H139L138 108ZM143 107V106H142ZM165 107V106H164ZM163 107V108H164ZM174 107H175V105H174ZM182 107H183V105H182ZM185 108L186 107H188V106H184ZM227 107V106H226ZM229 107V106H228ZM239 107V106H238ZM254 107V106H253ZM261 107V106H260ZM259 107V108H260ZM264 107V106H263ZM25 108H27L26 110H28L29 111V113L30 114H32V115H34L33 114V112H34V110L32 111V109L30 108L29 109V106H27V107H25ZM57 108V107H56ZM72 108V107H71ZM74 108V107H73ZM82 108V107H81ZM129 108V107H128ZM134 108V107H133ZM155 109H156V107H154ZM178 108V107H177ZM190 108V107H189ZM203 108V107H202ZM201 108V109H202ZM234 108V107H233ZM55 109V108H54ZM62 109V108H61ZM60 109V110H61ZM65 109V108H64ZM145 109V108H144ZM143 109V110H144ZM251 109V108H250ZM25 110V109H24ZM50 110V109H49ZM66 110V109H65ZM79 110V109H78ZM132 110V109H131ZM133 110H135V109H133ZM167 110V109H166ZM182 110V109H181ZM186 110V109H185ZM195 110V109H194ZM193 110V112H195ZM198 110V109H197ZM203 110H205V109H203ZM211 110V109H210ZM217 110V109H216ZM237 110V109H236ZM235 110V111H236ZM240 110V109H239ZM53 111V110H52ZM56 111V110H55ZM80 111V110H79ZM102 111V110H101ZM116 111V110H115ZM145 111V110H144ZM173 111V110H172ZM183 111V110H182ZM188 110H186V112H187ZM192 111V110H191ZM202 111V110H201ZM215 111V110H214ZM229 111V110H228ZM234 111V110H233ZM264 111V110H263ZM27 112V111H26ZM36 112V111H35ZM65 113H66V111H64ZM68 112V111H67ZM74 112V111H73ZM107 112V111H106ZM135 112V111H134ZM162 112V111H161ZM171 112V111H170ZM180 112V111H179ZM183 112H185V111H183ZM199 112V111H198ZM197 112V113H198ZM205 112V111H204ZM210 112V111H209ZM221 112V111H220ZM226 112V111H225ZM237 112V111H236ZM249 112H250V110H249ZM248 112V113H249ZM262 112V111H261ZM23 113V112H22ZM53 113H55V112H53ZM81 113V112H80ZM84 113H85V111H84ZM83 113V114H84ZM98 113V112H97ZM146 113V112H145ZM148 113V112H147ZM163 113H164V111H163ZM172 113V112H171ZM177 113V112H176ZM175 113V114H176ZM205 113H207V112H205ZM216 113V112H215ZM37 114V113H36ZM70 114V113H69ZM134 114V113H133ZM135 114H136V112H135ZM140 114H142L143 115V113H140ZM160 114V113H159ZM162 114V113H161ZM186 114V113H185ZM199 114V113H198ZM204 114V113H203ZM223 114H224V112H223ZM237 114V113H236ZM251 114H253V113H251ZM258 114V113H257ZM261 114V113H260ZM24 115V114H23ZM67 115V114H66ZM91 115H92V113H91ZM94 115V114H93ZM109 115H111V114H109ZM117 115V114H116ZM138 115V114H137ZM148 115V114H147ZM154 115V114H153ZM152 115V116H153ZM158 115V113L156 114V116ZM163 115V114H162ZM172 115V114H171ZM197 115V114H196ZM201 115V114H200ZM213 115V114H212ZM234 115V114H233ZM232 115V116H233ZM49 116V115H48ZM99 116H101V115H99ZM98 116V117H99ZM127 116V115H126ZM159 116V115H158ZM167 116V115H166ZM175 116V115H174ZM182 116V115H181ZM186 116V115H185ZM192 116V115H191ZM223 116V115H222ZM247 115H245V117H246ZM257 116V115H256ZM264 116V115H263ZM84 117V116H83ZM89 117V116H88ZM87 117V118H88ZM116 117V116H115ZM129 117V116H128ZM145 117V116H144ZM159 117H161V116H159ZM159 117H158V119H159ZM179 117V116H178ZM189 117V116H188ZM198 117V116H197ZM213 117V116H212ZM262 117V116H261ZM93 118V117H92ZM113 118V117H112ZM123 118V117H122ZM131 118V117H130ZM176 118H177V116H176ZM252 118H253V116H252ZM254 118H256V117H254ZM253 118V119H254ZM68 119V118H67ZM77 119H79V117L77 118ZM86 119V118H85ZM96 119V118H95ZM110 120H111V118H109ZM114 119V118H113ZM112 119V120H113ZM121 118H119V120H120ZM132 119V118H131ZM162 119H163V117H162ZM170 119H173V118H170ZM177 119H179V118H177ZM194 119V118H193ZM201 119V118H200ZM208 119H209V117H208ZM225 119V118H224ZM43 120V117H42V119H41V121ZM75 120V119H74ZM119 120H117V122H119ZM135 120H136V118H135ZM164 120V119H163ZM182 120V119H181ZM181 120L179 121L181 124H182V122H181ZM210 120H212L213 121V119H211V117H210ZM64 121V120H63ZM95 121V120H94ZM141 121V120H140ZM171 121V120H170ZM173 121V120H172ZM171 121V122H172ZM175 121V120H174ZM173 121V122H174ZM195 121V120H194ZM202 121V120H201ZM211 121V122H212ZM232 121V120H231ZM234 121V120H233ZM243 121V120H242ZM245 121V120H244ZM255 121V120H254ZM261 121H262V119H261ZM260 121V122H261ZM264 121V120H263ZM102 122V121H101ZM114 124V126L116 125L115 124V120L114 121H112ZM116 122V123H117ZM130 122V121H129ZM138 122V121H137ZM167 122V121H166ZM165 122V123H166ZM173 122H172V124H173ZM186 122H188V121H186ZM197 122V121H196ZM206 122H208L207 120H206ZM210 122V123H211ZM45 123V122H44ZM72 123V122H71ZM71 123H69V124H71ZM108 123V122H107ZM123 123V122H122ZM131 123V122H130ZM136 123V122H135ZM154 123V122H153ZM164 123V124H165ZM189 123V122H188ZM194 123V122H193ZM239 123V122H238ZM255 123V122H254ZM258 123V122H257ZM263 123V122H262ZM37 124V123H36ZM43 124V123H42ZM62 124V123H61ZM92 124V123H91ZM119 124H121L120 122H119ZM119 124L118 125H116V126H118L117 128L119 129V127H122L121 125L119 126ZM140 125L138 126V127H143L142 126V124L141 123H139ZM167 124H170V122L169 123H167ZM171 124V126H173ZM177 124V123H176ZM175 124V125H176ZM195 124V123H194ZM205 124V123H204ZM212 124H213V122H212ZM211 124V125H212ZM215 124H216V122H215ZM219 124V123H218ZM220 124H222V123H220ZM225 124V123H224ZM264 124V123H263ZM30 125V124H29ZM41 125V124H40ZM54 125V124H53ZM128 125V124H127ZM135 125V124H134ZM138 124H136V126H137ZM143 125H144V123H143ZM155 125V124H154ZM157 125V124H156ZM155 125V126H156ZM186 125V124H185ZM190 125V124H189ZM207 125V124H206ZM217 125V124H216ZM227 125V124H226ZM232 125H233V123H232ZM236 125V124H235ZM28 126V125H27ZM42 126V125H41ZM56 126V125H55ZM62 126H63V124H62ZM72 126V125H71ZM113 126V127H114ZM116 126H115V128H116ZM130 126V125H129ZM136 126H135V128H136ZM152 126V125H151ZM155 126H153V128L155 129L156 127ZM166 126V125H165ZM179 126V125H178ZM195 126H196V124H195ZM223 126V125H222ZM22 127H23V125H22ZM21 127V128H22ZM43 127V126H42ZM82 127H84V125L82 126ZM111 127H112V125H111ZM131 127V126H130ZM202 127V126H201ZM206 127V126H205ZM208 127V126H207ZM211 127V126H210ZM210 127H208L209 129H203L204 130V136L202 137V138H204V137H207L208 135H210L209 133V131H211L212 129H210ZM217 127H219V125L217 126ZM30 127H28V129H29ZM41 128V127H40ZM103 128V127H102ZM125 128H127L126 126H125ZM134 128V127H133ZM146 128H148L149 129V127H146ZM177 128V127H176ZM179 128V127H178ZM182 128H184V127H182ZM227 128V127H226ZM235 128V127H234ZM254 128V127H253ZM258 128V127H257ZM48 129H49V127H48ZM93 129V128H92ZM95 129V128H94ZM106 129H107V127H106ZM108 129H110V128H108ZM121 129V128H120ZM132 129V128H131ZM137 129V128H136ZM141 128H138V130H140ZM144 129V131L143 132H146L145 130H147V129H145V128H143ZM151 130H152V128H150ZM153 129V130H154ZM162 129H164V128H162ZM172 129V128H171ZM170 129V130H171ZM174 129V128H173ZM172 129V130H173ZM196 129V128H195ZM202 129V128H201ZM220 129V128H219ZM255 129V128H254ZM263 129V128H262ZM25 130V129H24ZM23 130V131H24ZM34 130V129H33ZM90 130H91V128H90ZM99 130V129H98ZM115 130V132L117 133V129H114ZM117 130V131H116ZM123 130V129H122ZM125 130V129H124ZM134 130V129H133ZM157 130H161L160 129V127H159V129H158V127H157ZM166 130L167 129H165V132H166ZM175 130V129H174ZM177 130V129H176ZM179 130V129H178ZM180 130H181V125H180ZM193 130V129H192ZM198 130V129H197ZM214 130V129H213ZM218 130V129H217ZM235 130H236V128H235ZM244 130V129H243ZM31 131V130H30ZM29 131V132H30ZM35 131V130H34ZM33 131V133H35ZM39 131V130H38ZM94 131V130H93ZM96 131V130H95ZM104 131V130H103ZM155 131V132H154ZM154 131H150L149 130V132L151 133V135L150 136H152V134H153V132H154V134L156 133V130H154ZM188 131V130H187ZM230 131V130H229ZM228 131V132H229ZM249 131V130H248ZM259 131V130H258ZM260 131H262V130H260ZM22 132V131H21ZM26 132V131H25ZM28 132V131H27ZM32 132V131H31ZM99 132V131H98ZM112 132V131H111ZM119 132V131H118ZM120 132H122V131H120ZM130 132V131H129ZM135 132H137V131H135ZM147 132H148V130H147ZM161 132H164V130L163 131H161ZM160 132V133H161ZM170 132V131H169ZM179 132V131H178ZM182 132H184V131H182ZM191 132H193V131H191ZM213 132V131H212ZM215 132V131H214ZM226 132V131H225ZM227 132V133H228ZM232 132V131H231ZM242 132V131H241ZM39 133V132H38ZM41 133V132H40ZM43 133H44V131H43ZM42 133V134H43ZM93 133V132H92ZM96 133V132H95ZM102 133H104V132H102ZM107 133H109V132H107ZM123 134L125 133L124 131L122 132ZM127 133V132H126ZM131 133V132H130ZM174 133V132H173ZM179 133H181V132H179ZM218 133V132H217ZM250 133V136H251V132H249ZM256 133V132H255ZM81 134V133H80ZM86 134V133H85ZM91 134V133H90ZM89 134V135H90ZM97 134V133H96ZM101 134V133H100ZM113 134H114V132H113ZM158 134V133H157ZM156 134V135H157ZM162 134V133H161ZM168 134H171V133H168ZM168 134H166V136H168ZM184 134H186V131H185V133ZM195 134H196V132H195ZM199 134V133H198ZM202 134V135H203ZM230 134V133H229ZM254 134V133H253ZM25 135V134H24ZM69 135V134H68ZM76 135V134H75ZM74 135V136H75ZM88 135V136H89ZM92 135V134H91ZM133 135H134V133H133ZM146 135H149V133H147ZM160 135V134H159ZM183 135V134H182ZM181 135V136H182ZM200 135V134H199ZM198 135V136H199ZM212 135H215V134H213L212 133ZM212 135H211V137H212ZM217 135V134H216ZM219 135H221V134H218V136ZM248 135V134H247ZM258 135V134H257ZM261 135V134H260ZM23 136V135H22ZM65 136V135H64ZM67 136V135H66ZM74 136H72V137H74ZM87 136V135H86ZM94 136V135H93ZM108 136V135H107ZM130 136V135H129ZM162 136V135H161ZM165 136V135H164ZM178 136V135H177ZM184 136V135H183ZM186 136V135H185ZM184 136V137H185ZM222 136V135H221ZM252 136H254L255 137V135H252ZM261 136H263V134L261 135ZM35 137V136H34ZM38 137V136H37ZM71 137V136H70ZM118 137H119V135H118ZM153 137V136H152ZM160 136H157L156 138L158 139ZM175 137V136H174ZM179 137V136H178ZM194 137V136H193ZM209 137V136H208ZM207 137V138H208ZM214 137V136H213ZM264 137V136H263ZM33 138V137H32ZM56 138V137H55ZM57 138H58V136H57ZM61 138H63L62 137V135H61ZM64 138H66V137H64ZM75 138V137H74ZM102 138V137H101ZM114 138H116V137H114ZM123 138H124V136H123ZM181 138V137H180ZM179 138V139H180ZM196 138V137H195ZM200 138V137H199ZM199 138H197L198 140H199ZM216 138H217V136H216ZM215 138V139H216ZM223 138V137H222ZM238 138H239V136H238ZM242 138V137H241ZM251 138V137H250ZM30 139V138H29ZM88 139V138H87ZM87 139H85V140H87ZM93 139V138H92ZM153 139V140H152ZM173 139H175V138H173ZM184 139V138H183ZM187 139V138H186ZM212 139V138H211ZM215 139H212V141L214 140V142H215V144H216V141H215ZM227 139H229V138H227ZM260 139V140H259ZM52 140V139H51ZM56 141H57V139H55ZM80 140V139H79ZM89 140H91V139H89ZM97 140V139H96ZM113 140V139H112ZM117 140V139H116ZM162 140H164V139H162ZM166 141H167V139H165ZM171 140V139H170ZM188 140V139H187ZM190 140V139H189ZM191 140H192V137H191ZM230 140V139H229ZM262 139L261 138H259L258 137V139H257V137H255V138H252V139H250L247 143H245V150H243V155H245V156H243V157H245V159H247L245 162H246V164H247V166L248 167H251V169H252V171H251V173H253L255 176L254 177H259V181H260V179H263L264 180V173H263V171H261V168H260V166H259V164H258V162H257V151H258V144H260V142H262L261 141ZM264 140V139H263ZM23 141V140H22ZM27 141V140H26ZM29 141V140H28ZM62 141V140H61ZM68 141V140H67ZM114 141H115V139H114ZM120 141V140H119ZM157 141H159V140H157ZM179 141V140H178ZM177 141V142H178ZM184 141H185V139H184ZM195 141V140H194ZM197 141V140H196ZM206 142H203V143H205V145L202 143L201 145H203V149L201 150V149H199L200 150V152H199V150L197 149V146H196V148H193V149H196V150H192L191 148L192 147H189V149L191 150V152H193L192 154L194 155V151H197L198 150V152H199V154H198V152L197 153H195V156H196V154H197V156L199 155V156H202L201 154L203 153V155H204V157H206L207 156V160L208 161H211V160H209V159H212L213 158V154L211 155V153H213L212 151L213 150H215V147L218 145H214L213 143L214 142H212V144H211V142H210V140H209V142H208V140H205ZM226 141V140H225ZM235 140H233V142H234ZM44 142V141H43ZM50 142V141H49ZM54 142V141H53ZM98 142V141H97ZM125 142V141H124ZM170 142V141H169ZM176 142V141H175ZM181 142H183V141H181ZM224 142V141H223ZM222 142V143H223ZM55 143V142H54ZM53 143V144H54ZM58 143H60V142H58ZM66 143V142H65ZM87 143V144H86ZM101 143V142H100ZM105 143H108V142H106L105 141ZM104 143V144H105ZM120 143V142H119ZM157 143V142H156ZM163 144H164V142H162ZM167 143L168 142H166V145H167ZM184 143V142H183ZM199 143V142H198ZM235 143H236V141H235ZM243 143V142H242ZM263 143H264V141H263ZM44 144V143H43ZM42 144V142H41V144H37V145H43ZM90 144V145H89ZM122 144V143H121ZM125 144L126 143H124V146H125ZM163 144H161V146H164ZM169 144V143H168ZM171 144V143H170ZM169 144V145H170ZM176 144V143H175ZM186 144V143H185ZM188 144V143H187ZM194 144V143H193ZM193 144L191 145V146H193ZM221 144V143H220ZM224 144V143H223ZM226 144V143H225ZM233 144V143H232ZM58 145V144H57ZM60 145H61V143H60ZM60 145L58 146L59 148H60ZM64 145V144H63ZM63 145H61V146H63ZM70 145H71V142H70ZM99 145V144H98ZM106 145V144H105ZM165 145V146H166ZM199 145V144H198ZM213 145L215 146V147H213ZM231 145V144H230ZM235 145V144H234ZM243 145H244V143H243ZM33 146V145H32ZM35 146V145H34ZM54 146V145H53ZM56 146V145H55ZM94 146V147H95ZM164 146V147H165ZM175 146V145H174ZM188 146V145H187ZM237 146V145H236ZM262 146H264V144L262 145ZM21 147H22V145H21ZM20 147V148H21ZM36 147H38V146H36ZM45 147H46V145H45ZM68 147V146H67ZM86 148H87V146H85ZM93 146H92V151H94L93 150V148H94ZM103 147V146H102ZM104 147H106V146H104ZM108 147H109V145H108ZM111 147V148H112ZM155 147H158V151H156L157 149L155 148ZM170 147H171V145H170ZM180 147V146H179ZM218 147H220L221 148V146L219 145ZM218 147H216L217 149H218ZM23 148V147H22ZM21 148V149H22ZM29 148H31V147H29ZM34 148V147H33ZM86 148H84V149H86ZM88 148H91V147H88ZM112 148V149H113ZM119 148V147H118ZM152 149V148H154L153 149V151H147V150H149V149ZM167 148V147H166ZM182 148V147H181ZM200 148V147H199ZM234 148V147H233ZM242 148V147H241ZM44 149V148H43ZM42 149V150H43ZM55 149V148H54ZM62 149H63V147H62ZM71 149V148H70ZM84 149H83V152H86V151H84ZM111 149V150H112ZM120 149V148H119ZM169 149V148H168ZM171 149V148H170ZM184 149V148H183ZM188 149V150H189ZM223 152H225V153H222V154H229L230 155V147L229 146H227V145H223ZM263 149V148H262ZM29 150V149H28ZM36 150H37V148H36ZM47 150V149H46ZM49 150V149H48ZM57 150V149H56ZM60 150H61V148H60ZM73 150V151H74ZM91 149H87V152L88 151H90ZM103 150V149H102ZM102 150H100V151H102ZM111 150H109L110 151V153H112L113 154V152H111ZM189 150V151H190ZM219 150V149H218ZM235 150H236V148H235ZM25 151V150H24ZM35 151V150H34ZM50 151V150H49ZM59 151V150H58ZM71 151H72V149H71ZM69 152L70 153V155H72L73 153L72 152ZM108 151V150H107ZM147 151V152H146ZM162 151V150H161ZM164 151V150H163ZM162 151V152H163ZM166 151H169V150H166ZM166 151H165V153H164V155L166 156ZM179 151V150H178ZM182 151H184V150H182ZM181 151V152H182ZM216 151V150H215ZM241 151V150H240ZM27 152V151H26ZM30 152V151H29ZM45 152V151H44ZM104 152V151H103ZM145 152H146V154H145ZM160 152V151H159ZM202 152V153H201ZM221 152H222V150H221ZM221 152L219 153L220 154V156H223V155H221ZM60 153H61V151H60ZM72 153V154H71ZM108 153V152H107ZM161 153V152H160ZM168 154H169V152H167ZM172 153V152H171ZM173 153H175V152H173ZM201 153V154H200ZM215 153V152H214ZM258 153H259V151H258ZM31 154V153H30ZM64 154V153H63ZM62 154V155H63ZM66 154V153H65ZM64 154V155H65ZM91 154H94V153H92L91 152ZM145 154V155H144ZM167 154V155H168ZM176 154V153H175ZM184 154V153H183ZM189 154H190V152H189ZM205 154H206V156H205ZM242 154V153H241ZM25 155H26V153H25ZM37 155V156H36ZM46 155V154H45ZM50 155V154H49ZM48 155V156H49ZM84 155V156H83ZM121 155V156H120ZM157 157H156V156ZM162 155V154H161ZM161 155L159 156V157H161ZM193 155H192V158H194V161H192V164L194 165V166H196V167H194V168H196L198 171H200V172H203V175H204V178H205V180L207 179V181H212V180H210V179H213L212 177H215V176H212V173H211V171L209 170V167L210 166H212V164H210V163H212V161H213V159H212V161L210 162V163H208V161H207V164L208 165H210L209 167H207L208 165L206 164V166L204 165L205 164V162H203V163H201L200 161H198V159H196L195 157H193ZM216 155V154H215ZM232 155V154H231ZM260 155V154H259ZM27 156V155H26ZM30 156V155H29ZM29 156H27V159H30L29 158ZM66 156V155H65ZM90 156V153H88V157ZM92 156V155H91ZM90 156V157H91ZM93 156V158L95 159V161H97L98 160V158H96V157H94ZM187 156V155H186ZM190 156V155H189ZM212 158H211V157ZM226 157H227V155H225ZM31 157V156H30ZM67 157H69V156H67ZM87 157V156H86ZM86 158V159H88V160H90L89 158ZM106 157V156H105ZM180 157V156H179ZM185 157V156H184ZM231 157V156H230ZM237 157V156H236ZM35 158H34V161H35ZM42 158V159H41ZM92 158V157H91ZM100 158H99V161H100ZM169 158V157H168ZM173 158V157H172ZM181 158V157H180ZM199 159L201 158V159H204V158H202V157H198ZM219 158V157H218ZM221 158V157H220ZM52 159V158H51ZM69 159H70V157H69ZM68 159V160H69ZM94 159H92V160H94ZM106 159V158H105ZM105 159H104V162H105ZM166 159V158H165ZM179 158H177V160H178ZM185 159H188V157L187 158H185ZM223 159V158H222ZM230 159V158H229ZM234 159H235V157H234ZM237 159V158H236ZM244 159V160H245ZM53 160V159H52ZM60 160V159H59ZM63 160H64V158H63ZM85 160V159H84ZM160 160V161H159ZM162 160H164V159H162ZM169 160V159H168ZM172 160V159H171ZM205 160V159H204ZM203 160V161H204ZM219 160V159H218ZM240 160V159H239ZM238 160V161H239ZM243 160V159H242ZM27 161V160H26ZM31 161V160H30ZM33 161V162H34ZM58 161V160H57ZM62 161V160H61ZM73 161V160H72ZM72 161H70L71 163H72ZM91 161V160H90ZM189 161H190V159H189ZM206 161V160H205ZM215 161V160H214ZM213 161V162H214ZM29 162V161H28ZM36 162V161H35ZM34 162V163H35ZM50 162V161H49ZM78 162V163H77ZM88 162V161H87ZM160 162V163H159ZM179 162V161H178ZM182 162H184V161H182ZM220 162H222V163H220ZM219 163L220 164H222V166L224 165V162L223 161H220ZM226 162H228V160L226 161ZM233 162V161H232ZM231 161H230V164L232 163ZM240 162V161H239ZM29 163H32V162H29ZM33 163V164H34ZM46 163V164H45ZM52 162H50L49 164H51ZM54 163H57V162H54ZM81 163H83L82 161H81ZM86 163V162H85ZM176 163V162H175ZM180 163V162H179ZM218 163V162H217ZM229 163V162H228ZM235 163H238V162H235ZM242 163V162H241ZM23 164V163H22ZM36 164H38L37 162H36ZM40 164V163H39ZM88 164V163H87ZM97 166L99 163L97 162V164H96V162L94 163H91L90 162V167H92V166ZM109 164L111 165L110 167H109ZM150 164H151V167H150ZM156 164H154L155 165V167H159L158 165L156 166ZM163 164V163H162ZM169 164H170V162H169ZM185 165L187 164L186 162L184 163ZM184 164H182L181 163V165L183 166ZM190 164V163H189ZM200 164V165H199ZM220 164H218L219 166H220ZM245 164V163H244ZM21 165V164H20ZM26 165V164H25ZM28 165V164H27ZM31 165V164H30ZM59 165V163L57 164V166ZM63 165V164H62ZM70 165V166H69ZM164 165H167L166 163L164 164ZM216 165V164H215ZM229 165V164H228ZM236 165V164H235ZM239 164H237V166H238ZM24 166V165H23ZM32 166V165H31ZM42 166V165H41ZM40 166V168H42ZM51 166V165H50ZM65 166V165H64ZM87 166V165H86ZM102 166V165H101ZM173 166V165H172ZM199 166V167H198ZM218 166V170H220V167H222V166H220L219 167ZM225 166V165H224ZM230 166H232V164L230 165ZM241 166H243V163H242V165ZM245 166V165H244ZM25 167V166H24ZM38 165H37V169H38ZM59 167H62V166H59ZM84 167H85V165H84ZM106 167V168H105ZM155 167H154V170L153 169H151V171H150V174H151V172L152 171H155L156 169H155ZM163 167V166H162ZM162 167H160V168H162ZM170 167V166H169ZM175 167V166H174ZM187 167H188V165H187ZM190 167V166H189ZM214 167H216V166H213V168ZM226 167V166H225ZM234 167V166H233ZM238 167H240V166H238ZM31 168V167H30ZM35 168V167H34ZM53 168V167H52ZM63 168V167H62ZM86 168V167H85ZM164 168V167H163ZM175 168H177V167H175ZM183 168H184V166H183ZM193 168V167H192ZM191 168V169H192ZM193 168V169H194ZM211 168V167H210ZM224 168V167H223ZM227 168V167H226ZM225 168V169H226ZM237 167H234V170L233 171H235V169H236ZM81 169H83L84 171H81ZM165 169V168H164ZM163 169V170H164ZM169 169V168H168ZM171 169V168H170ZM173 169V168H172ZM186 169V168H185ZM190 169V168H189ZM195 169V170H196ZM215 169V168H214ZM244 169V168H243ZM245 169H246V167H245ZM244 169V170H245ZM23 170V169H22ZM49 170H51V169H49ZM53 170V169H52ZM61 170V169H60ZM66 170V169H65ZM70 170V171H69ZM76 170V169H75ZM90 170H91V168H90ZM93 170H94V168H93ZM104 170V171H103ZM159 170V169H158ZM160 170H162V169H160ZM159 170V171H160ZM175 170V169H174ZM184 170V169H183ZM216 170V169H215ZM221 170H222V168H221ZM229 170V169H228ZM238 170V169H237ZM248 170H249V168H248ZM64 171V170H63ZM96 172H94V173H97V171L98 170H95ZM166 171V170H165ZM172 171V170H171ZM176 171V170H175ZM185 171V170H184ZM187 171V170H186ZM193 171V170H192ZM198 171H196V172H198ZM205 171V172H204ZM207 171H209V172H207ZM212 171H213V169H212ZM92 172V173H93ZM163 172V171H162ZM169 172V171H168ZM191 172V171H190ZM214 172V171H213ZM223 172V171H222ZM239 172V173H238ZM244 172V173H243ZM243 172H241L240 173V171L238 170V171H236V173H235V175L237 176V173H238V179H240V182L239 183H243L246 179V181H248V177H249V175L248 176H246L248 173V171L246 172V171H243ZM246 172V173H245ZM49 173H51V174H49ZM57 173V172H56ZM90 173V175H88V174ZM93 173V174H94ZM153 173V172H152ZM158 173V172H157ZM180 173V172H179ZM195 173V172H194ZM220 173V172H219ZM227 173V172H226ZM58 174V173H57ZM155 174V173H154ZM160 174H162L161 172H160ZM196 174V173H195ZM200 174V173H199ZM202 174V173H201ZM218 174V173H217ZM223 174V173H222ZM221 174V175H222ZM232 174V173H231ZM245 174V175H244ZM253 174L252 175H250V176H253ZM156 175V174H155ZM164 175V174H163ZM166 175V174H165ZM180 176H181V174H179ZM194 175V174H193ZM198 175V174H197ZM202 175V176H203ZM216 175V174H215ZM234 175V174H233ZM234 175V176H235ZM52 176H53V174H52ZM170 176H172V174L170 175ZM176 176V175H175ZM178 176V175H177ZM190 176V175H189ZM191 176H192V172H191ZM201 176V177H202ZM206 176V177H205ZM219 176V175H218ZM229 176V175H228ZM64 177V176H63ZM148 177H146V178H148ZM154 177V176H153ZM159 177V176H158ZM167 177H168V175H167ZM184 177H186V175L184 176ZM183 177V178H184ZM195 177V176H194ZM198 177V176H197ZM233 177V176H232ZM150 178V177H149ZM166 178V177H165ZM170 178V177H169ZM178 178V177H177ZM182 178V177H181ZM203 178V179H204ZM222 178V177H221ZM230 178V177H229ZM253 178V177H252ZM151 180H152V178H150ZM196 179V178H195ZM202 178H200V180H201ZM225 179V178H224ZM235 179V178H234ZM151 180H149V181H151ZM190 180V179H189ZM214 180V179H213ZM218 180H220V179H218ZM222 180V179H221ZM229 180V179H228ZM232 181H233V179H231ZM262 180V182H264ZM59 181V180H58ZM157 181V180H156ZM159 181H161V180H159ZM185 181H187L188 182V180H185ZM199 181V180H198ZM214 181H216V180H214ZM230 181V180H229ZM236 181H237V179H236ZM163 182V181H162ZM174 182V181H173ZM200 182V181H199ZM57 183V184H58ZM152 183V182H151ZM167 183H169V182H167ZM176 183V182H175ZM178 183V182H177ZM176 183V184H177ZM192 183V182H191ZM213 182H211V184H212ZM220 183V182H219ZM221 183H223V181L221 182ZM246 183V182H245ZM253 183V182H252ZM54 184V187L57 189V187H58V189H59V186H60V193H59V190L57 191L58 193L57 194H59L57 197L55 196V194H54V198H51V197H53V195L51 196V191H50V189L51 190H54L55 188H52L53 186H51V185H53ZM208 184V186L209 185H211V184H209V183H207ZM224 184V183H223ZM222 184V185H223ZM237 184V183H236ZM250 184V183H249ZM255 184H257V183H255ZM158 185V184H157ZM156 185V186H157ZM163 185V184H162ZM167 185V184H166ZM165 184H164V186H166ZM171 185V184H170ZM173 185V184H172ZM206 185V184H205ZM213 185H214V183H213ZM219 185V184H218ZM221 185V184H220ZM259 185H261V183L259 184ZM144 186V187H143ZM155 186V187H156ZM163 186V187H164ZM207 186V185H206ZM217 185H216V183H215V187H216ZM242 186H244V185H242ZM253 187H254V185H252ZM64 189H63V188ZM152 187V186H151ZM168 187H169V184H168ZM175 187H176V185H175ZM199 187V186H198ZM203 187V186H202ZM211 187V186H210ZM213 187V186H212ZM248 186H246L245 188H247ZM257 187V186H256ZM255 187V188H256ZM158 188V187H157ZM169 188H172V186L171 187H169ZM177 188H179L178 186H177ZM182 188V187H181ZM185 188V187H184ZM189 188H190V186H189ZM189 188H188V190H189ZM192 188V187H191ZM231 188V187H230ZM240 188V187H239ZM243 188V187H242ZM241 188V189H242ZM143 191H142V190ZM160 189H162V187L160 188ZM174 189V188H173ZM203 189H204V187H203ZM212 189V188H211ZM226 189V188H225ZM225 189H222L223 190V193H225L224 192V190ZM237 189H238V187H237ZM149 190H151V192L152 191H154V190H152V189H149ZM168 190V189H167ZM171 190V189H170ZM182 190V189H181ZM193 190V189H192ZM200 189H198L197 191H199ZM221 190V189H220ZM258 190V189H257ZM260 190V189H259ZM261 190H262V188H261ZM50 191V192H49ZM55 191L56 190H54L53 192H52V194L53 193H55ZM140 191H142L143 193H141ZM163 191V190H162ZM169 191V190H168ZM168 191H166L167 193H168ZM175 191H176V189H175ZM175 191H173V192H175ZM184 191V190H183ZM196 191V190H195ZM206 191H209L208 189L206 190ZM231 191V190H230ZM245 191H248V190H245ZM245 191H243V192H245ZM149 192V191H148ZM166 192H165V190H164V195L163 196H165L166 195ZM172 192V193H173ZM186 192V191H185ZM184 192V193H185ZM216 192V191H215ZM226 192H228L229 193V190L227 191V189H226ZM239 192H241V191H239ZM239 192H237V193H239ZM243 192H241V193H243ZM263 192H264V190H263ZM49 193H50V196H49ZM64 193V194H63ZM139 193H141V194H139ZM153 193V192H152ZM160 193H161V191H160ZM170 193V192H169ZM176 193V192H175ZM174 193V194H175ZM183 193V192H182ZM189 193V192H188ZM194 193V192H193ZM199 193H200V191H199ZM199 193H198V195H199ZM204 193V192H203ZM207 193V192H206ZM210 193V192H209ZM254 193V192H253ZM200 194H202V192L200 193ZM216 194H217V192H216ZM230 194V193H229ZM233 194H235V192L233 193ZM245 194V193H244ZM141 195V196H140ZM146 195V196H145ZM169 195V194H168ZM170 195H171V193H170ZM169 195V196H170ZM185 195V194H184ZM195 195V194H194ZM197 195V196H198ZM213 195V194H212ZM242 195V194H241ZM257 195H259V194H257ZM261 195V194H260ZM160 194L158 195V197L157 198H160V197H163V196H160ZM169 196H166V197H163L164 198V201L166 202L168 199H170V201H171V197L169 198ZM181 196V195H180ZM196 196V197H197ZM202 196V195H201ZM210 196V195H209ZM226 196V195H225ZM227 196H229V195H227ZM234 196V195H233ZM203 197V196H202ZM201 197V198H202ZM212 197V196H211ZM214 197V196H213ZM231 197V196H230ZM163 198L161 199H159V200H161V202L163 201ZM166 198H167V200H166ZM173 198V200H174V203H173V201H172V205L174 206V205H176L175 204V199H174V196L172 197ZM185 198V197H184ZM184 198H183V196H182V199L180 200V203L182 202V200H184ZM190 198V197H189ZM198 198H200V197H198ZM205 198V197H204ZM215 198V197H214ZM219 198H220V196H219ZM229 198V197H228ZM233 198V197H232ZM232 198H231V200H232ZM129 199V200H128ZM134 200V201H137V200ZM148 199H150V198H148ZM156 199V198H155ZM197 199V198H196ZM203 199V198H202ZM206 199V198H205ZM207 199H208V196H207ZM210 199V198H209ZM217 199V198H216ZM221 199V198H220ZM225 199V198H224ZM224 199H222V200H224ZM264 199V198H263ZM129 201V202H131V204L133 203L132 201ZM141 200H142V198H141ZM144 200V202L143 203H145V200L146 199H143ZM152 200V199H151ZM188 200V199H187ZM199 200V199H198ZM197 200V201H198ZM212 200V199H211ZM139 201H137V203L139 202ZM154 202H159V203H161L160 201H156V200H153ZM153 201L151 202L152 204L151 205H153L154 203H153ZM163 201V202H164ZM206 201V200H205ZM213 201L215 202V199L214 200H212L211 202L213 203ZM219 201V200H218ZM221 201V200H220ZM227 202H228V200H226ZM229 201H230V199H229ZM234 201V200H233ZM187 202V201H186ZM185 202V203H186ZM140 203V202H139ZM141 203H142V201H141ZM146 203H147V201H146ZM159 203H157V204H159ZM167 203H169L170 205H171V203L169 202V200L167 201ZM177 203V202H176ZM178 203H179V201H178ZM199 203V202H198ZM197 202H196V204H198ZM206 203V202H205ZM212 203H210V204H206V205H208V207L206 206L205 208L208 210V208L210 209V211H213V212H210L209 210L208 211H206V209H204L205 211H204V213L205 212H208V213H210V215H209V217H211L212 219H215V216H214V214L215 213H219V212H223L222 210H220V209H218L217 210V212H215L214 213V210L216 211V208H210L211 206L210 205H212ZM261 203H264V200H263V202H262V200H261ZM127 204H125L124 206H126ZM134 204V203H133ZM156 204V205H157ZM166 203H164L163 205L162 204H160L159 206V208H157V209H160V208H163V209H161V210H163L164 211V208H165V211L166 212H168V213H166L165 211V213L166 214H170L172 211H174L173 213H171L172 214V216H174V214H176L175 213V208L173 209L170 205L168 206V204H166ZM184 201L181 203V204H177L176 206H179V209H184ZM188 204H189V200H188ZM187 204V205H188ZM202 203L200 202V205H201ZM224 204H225V201H224ZM231 204V203H230ZM233 204V203H232ZM231 204V205H232ZM143 205V204H142ZM162 205V206H161ZM165 205V206H164ZM180 205H183V207L182 206H180ZM199 205V204H198ZM197 205V206H198ZM204 205V204H203ZM214 205V204H213ZM215 205H218V204H215ZM219 205H221V204H219ZM227 205H228V203H227ZM119 206V212H117L116 213V215L114 216V214H115V211L116 210H118V207ZM175 206V207H176ZM186 206V205H185ZM196 206V207H197ZM261 206V205H260ZM129 207V206H128ZM128 207L126 208V209H128ZM130 207H132V205L130 206ZM156 207V206H155ZM195 207V206H194ZM203 207V206H202ZM220 207V206H219ZM230 207H232V206H230ZM122 208H123V205H122ZM204 208V207H203ZM224 208V207H223ZM226 208H228V207H226ZM256 208H258V207H256ZM134 209V208H133ZM151 209V208H150ZM152 209H153V207H152ZM154 209H156V208H154ZM214 209V210H213ZM239 209V208H238ZM261 209H262V207H261ZM176 210H177V208H176ZM188 210H190V209H188ZM224 210V209H223ZM250 210V209H249ZM135 211V210H134ZM144 211V210H143ZM146 211V210H145ZM148 211V210H147ZM150 211V210H149ZM148 211V212H149ZM159 211V214L158 213H156V212H158ZM170 211V212H169ZM177 211H179V212H181L180 210H177ZM176 211V212H177ZM187 211V210H186ZM199 211H201V209L199 210ZM236 211V210H235ZM248 211V210H247ZM246 211V212H247ZM258 211V210H257ZM133 212V211H132ZM140 212H142V211H140ZM152 212V214H153V210L151 211ZM189 212V211H188ZM234 212V211H233ZM250 212V211H249ZM255 212H256V210H255ZM254 212V213H255ZM260 212H262V211H260ZM145 213V212H144ZM162 213V212H161ZM160 213V210H154V216H156V215H160L161 214ZM196 213V212H195ZM203 213V214H204ZM211 213H214V214H212L211 215ZM217 213V214H218ZM239 213V212H238ZM241 213V212H240ZM258 213V212H257ZM126 214V213H125ZM134 214V213H133ZM138 214H140L139 212H138ZM143 214V213H142ZM147 214V213H146ZM146 214H144V215H146ZM151 214V213H150ZM163 214V213H162ZM166 214H164V215H166ZM180 214V213H179ZM178 214V212H177V215H179ZM206 214V213H205ZM217 214H215L216 215V219H217ZM224 213H222V215H223ZM164 215H161L162 217L164 216ZM176 215V216H177ZM181 215V214H180ZM202 215V214H201ZM226 215V214H225ZM243 215V214H242ZM256 215H258V214H256ZM261 215V214H260ZM115 218H114V217ZM118 216V215H117ZM123 216H124V213H123ZM122 216V217H123ZM153 216V215H152ZM169 216V215H168ZM184 216V215H183ZM205 216V218H206V215H204ZM208 216V215H207ZM221 217V218H223L222 216H221V213H219V215H218V217ZM232 216L233 217H235L233 214H232ZM231 216V217H232ZM237 216V215H236ZM244 216V215H243ZM128 217V216H127ZM141 217V216H140ZM146 217V216H145ZM157 217V216H156ZM160 217V216H159ZM158 217V218H159ZM170 217H171V215H170ZM170 217H168V218H170ZM175 217V216H174ZM181 217V216H180ZM189 217V216H188ZM230 217V216H229ZM245 217V216H244ZM129 218V217H128ZM138 218V217H137ZM142 218V217H141ZM148 218H149V216H148ZM152 218V217H151ZM161 218V217H160ZM166 218H167V215H166ZM176 218V217H175ZM184 218V217H183ZM191 218V217H190ZM224 218H225V216H224ZM252 218V217H251ZM256 218H257V216H256ZM256 218H255V220H256ZM258 218H259V215H258ZM119 219V218H118ZM147 219V218H146ZM145 219V220H146ZM153 219V218H152ZM163 219V218H162ZM186 219V218H185ZM193 219V218H192ZM203 219V218H202ZM209 219V218H208ZM207 219V220H208ZM211 219V220H212ZM230 219H231V221H230ZM234 219L235 218H233V220H232V218H228V219H225L226 220V224L227 225H229L230 227H227V228H230L231 229V227L233 226V228H234V226L237 224V225H239V226H237V228H235L236 230H240V232H241V228L243 227H241L240 228V226H241V223H242V221L241 220H238V221H241V223H239V222H236V220L234 221ZM236 219H237V217H236ZM239 219V218H238ZM241 219H243V218H241ZM120 220V219H119ZM137 220V219H136ZM138 220H140L139 218H138ZM144 220V219H143ZM149 220H150V218H149ZM160 220V219H159ZM167 220V219H166ZM171 220V219H170ZM195 220V219H194ZM217 220H219V218L217 219ZM228 220V221H227ZM135 221V220H134ZM152 221V220H151ZM162 221V220H161ZM168 221V220H167ZM176 221V220H175ZM180 221V220H179ZM188 221V220H187ZM216 221V220H215ZM224 221V220H223ZM111 222H113V220L111 221ZM120 222V221H119ZM118 222V223H119ZM124 222V221H123ZM122 222V223H123ZM144 222V221H143ZM158 222H160V221H158ZM170 222V221H169ZM194 222V221H193ZM202 222H203V220H202ZM221 222V221H220ZM234 223L235 225H233V224H231V223ZM244 222V221H243ZM246 222V221H245ZM255 222V221H254ZM258 222H259V220H258ZM264 222V221H263ZM109 223V224H108ZM121 223V224H122ZM137 223V222H136ZM139 223V222H138ZM172 223V222H171ZM173 223H175L174 221H173ZM182 223V222H181ZM187 223H189V222H187ZM205 223V222H204ZM208 223H210L209 221H208ZM253 223V222H252ZM262 223V222H261ZM130 224V223H129ZM158 224V223H157ZM179 224V223H178ZM206 224V223H205ZM246 224V223H245ZM259 224V223H258ZM190 225V224H189ZM209 225V224H208ZM213 225V224H212ZM216 225V224H215ZM220 225V224H219ZM222 225V224H221ZM232 225V226H231ZM244 225V224H243ZM68 226H70L72 229H70V231H68ZM108 226H111V227H109L108 228ZM127 226V225H126ZM137 226H139V225H137ZM146 226V225H145ZM151 226H153L152 224H151ZM162 226V225H161ZM185 227H186V225H184ZM194 226H195V224H194ZM235 226V227H236ZM107 227V228H106ZM129 227V226H128ZM141 227V226H140ZM139 227V229L136 231V236L134 237V235L133 234H135V233H133L134 231H132V235H133V237L134 238H136L135 240H134V238L132 237L131 238V236H130V238L131 239H129V237H128V239L127 240H125V239H123V238H125L126 236H124V237H122V239H120V241H119V239H118V241H114V242H116L115 244H117V246H118V248H119V250L116 248V250H118V255L119 254H123L124 253V255H125V253H130L131 251H133L134 252V250L139 246V247H141L140 245H136V243H138V242H140V244L142 243V242H145L144 241V232H142L143 231V229H142V227L140 228ZM164 227H165V225H164ZM190 227V226H189ZM188 227V228H189ZM193 227V226H192ZM225 227H226V225H225ZM260 227V226H259ZM118 228V227H117ZM123 228V227H122ZM134 228V227H133ZM133 228H131L132 230H133ZM138 228V227H137ZM173 228V227H172ZM179 228V227H178ZM191 228V227H190ZM213 228V227H212ZM227 228H224V229H226L227 231L229 230V232L228 233H230L231 231L232 232H237L238 233V231H236L235 229V231H233L232 229H231V231H230V229H227ZM239 228V229H238ZM255 228V227H254ZM256 228H257V225H256ZM135 229V228H134ZM164 229V228H163ZM214 229V228H213ZM223 229V230H224ZM117 230V229H116ZM123 230V229H122ZM124 230H126V229H124ZM129 230V229H128ZM160 230V229H159ZM162 230V229H161ZM167 230V229H166ZM183 230V229H182ZM189 230V229H188ZM218 230V229H217ZM220 230V229H219ZM222 230V231H223ZM244 230V229H243ZM243 230H242V232H243ZM250 230V229H249ZM249 230H248V232H249ZM260 230V229H259ZM103 231V232H102ZM108 231V230H107ZM153 231V230H152ZM163 231V230H162ZM161 231V232H162ZM195 231V230H194ZM222 231H221V233H222ZM251 231V230H250ZM129 232H131V230L129 231ZM129 232H128V234H129ZM160 232V231H159ZM239 232V235L241 234ZM109 233V232H108ZM186 233V232H185ZM196 233V232H195ZM199 233V232H198ZM197 233V234H198ZM217 232H215V234H216ZM227 233V232H226ZM227 233V234H228ZM252 233V232H251ZM99 234H101L100 236H99ZM106 234V233H105ZM148 234V233H147ZM213 234V233H212ZM223 234H225V233H223ZM226 234V235H227ZM231 234V233H230ZM236 234V233H235ZM254 234V233H253ZM253 234H251V235H253ZM107 235V234H106ZM110 235V234H109ZM114 235V234H113ZM118 235V234H117ZM120 235V234H119ZM126 235V234H125ZM186 235V234H185ZM193 235H194V233H193ZM219 235H221V234H219ZM236 235H238V234H236ZM245 235V234H244ZM243 235V236H244ZM256 235V234H255ZM98 236V237H97ZM122 236V235H121ZM144 236V237H143ZM148 236V235H147ZM156 236V235H155ZM167 236V235H166ZM189 236V235H188ZM218 236V235H217ZM216 236V237H217ZM225 236V235H224ZM223 236V237H224ZM228 236V235H227ZM227 236L225 237V238H227ZM235 236V235H234ZM107 237V236H106ZM105 237V238H106ZM110 237V236H109ZM112 237V236H111ZM117 237V236H116ZM149 237V236H148ZM165 237V236H164ZM192 237V236H191ZM199 237H201V235L199 236ZM219 237V236H218ZM222 237V236H221ZM220 237V238H221ZM230 237V236H229ZM228 237V238H229ZM231 237H233L232 235H231ZM238 237V236H237ZM236 237V238H237ZM245 237H247V236H245ZM244 237V238H245ZM249 237V236H248ZM255 237V236H254ZM114 238H115V236H114ZM113 238V239H114ZM168 238V237H167ZM173 238V237H172ZM171 238V239H172ZM188 238V237H187ZM227 238V239H228ZM96 239V240H97ZM154 239V238H153ZM202 239V238H201ZM226 239V240H227ZM230 239V238H229ZM235 239V238H234ZM243 239V238H242ZM248 239V238H247ZM96 240H94L93 242L95 243V241ZM100 240V239H99ZM105 240V239H104ZM124 240V241H123ZM143 240V241H142ZM151 240V239H150ZM175 240V239H174ZM188 240H190V239H188ZM195 240V239H194ZM212 240V239H211ZM221 240V239H220ZM222 240H223V238H222ZM237 240V239H236ZM106 241V240H105ZM142 241V242H141ZM191 241V240H190ZM218 241V240H217ZM252 241H254V239L252 240ZM264 241V240H263ZM97 242H98V240H97ZM96 242V243H97ZM103 242V241H102ZM108 242V241H107ZM111 242H113V241H111ZM118 242V243H117ZM187 242V241H186ZM189 242V241H188ZM188 242H187V245H188ZM194 242V241H193ZM202 242V241H201ZM211 242H213V241H211ZM210 242V243H211ZM229 242V241H228ZM233 242H234V240H233ZM236 242V241H235ZM243 242H245V241H243ZM248 242V241H247ZM94 243H93V245H94ZM99 243H100V241H99ZM105 243V242H104ZM157 243V242H156ZM167 243V242H166ZM223 243V242H222ZM225 243V242H224ZM223 243V244H224ZM227 243V242H226ZM254 243V242H253ZM98 244V243H97ZM102 244V243H101ZM110 244V243H109ZM143 244V243H142ZM151 244V243H150ZM153 244V243H152ZM159 244V243H158ZM170 244V243H169ZM190 245H191V243H189ZM222 244V245H223ZM229 244V243H228ZM250 244V243H249ZM258 244V243H257ZM91 246H90V249L88 248V250H90L91 252H92V250H91V247L93 246L92 245V243L90 244ZM104 245V247H105V244H103ZM136 245V246H135ZM192 245H193V243H192ZM211 245V244H210ZM216 245V244H215ZM219 245H220V243H219ZM232 245H233V243H232ZM234 245H235V243H234ZM233 245V246H234ZM242 245H244V244H242ZM99 246H102V245H100L99 244ZM98 246V247H99ZM111 246V245H110ZM113 246V245H112ZM115 246V245H114ZM116 246V247H117ZM157 246V245H156ZM159 246V245H158ZM214 246V245H213ZM225 246V245H224ZM230 245H228V248H230L231 249V247H233V246H231V247H229ZM245 246V245H244ZM256 246V245H255ZM160 247V246H159ZM181 247H182V245H181ZM186 247V246H185ZM190 247V246H189ZM223 247V246H222ZM225 247H227V244H226V246ZM225 247H223L224 249H226ZM253 247V246H252ZM99 248H101V247H99ZM103 248V247H102ZM109 248V247H108ZM111 248V247H110ZM109 248V249H110ZM143 248V247H142ZM165 248H167V247H165ZM173 248V247H172ZM188 248V247H187ZM213 248V247H212ZM214 248H215V246H214ZM221 248V247H220ZM245 248V247H244ZM263 248V247H262ZM96 249V248H95ZM106 249H107V247H106ZM105 249V250H106ZM108 249V250H109ZM112 249H113V247H112ZM138 249V248H137ZM174 249V248H173ZM193 249V248H192ZM194 249H196V247L194 248ZM223 249V250H224ZM229 249V250H230ZM236 249V248H235ZM174 250H176V249H174ZM190 250V249H189ZM222 250V251H223ZM238 250V249H237ZM257 250V249H256ZM167 251H168V248H167ZM192 251V250H191ZM197 251V250H196ZM207 251V250H206ZM228 251V250H227ZM245 251H247V250H245ZM260 251V250H259ZM262 251H264V249L262 250ZM94 252V251H93ZM107 252V251H106ZM112 252V251H111ZM117 252V251H116ZM121 252V253H120ZM164 252V251H163ZM173 252V251H172ZM176 252H177V250H176ZM175 252V253H176ZM193 252V251H192ZM200 252V251H199ZM203 252V251H202ZM221 252V251H220ZM248 252V251H247ZM251 252V251H250ZM95 253H97V252H95ZM105 253V252H104ZM115 253V252H114ZM132 253V252H131ZM138 253V252H137ZM136 253V254H137ZM168 253V252H167ZM174 253V254H175ZM185 253V252H184ZM223 253H225V252H223ZM233 253H235V252H233ZM92 254V253H91ZM106 254V253H105ZM121 254V255H122ZM191 254V253H190ZM199 254V253H198ZM215 254V253H214ZM243 254V253H242ZM253 254H255V253H253ZM263 254V253H262ZM94 255H96V254H94L93 253V257H95ZM167 255V254H166ZM169 255V254H168ZM177 255H179V254H177ZM184 255V254H183ZM192 255V254H191ZM223 254H221V256H222ZM245 255H246V253H245ZM85 256H83V257H85ZM90 256V258L87 256L86 258H84V259H82V260H84V261H82V260H79V259H77V260H79L81 263L82 262H84L83 264H96L97 262L95 261V260H93L94 258L92 257L91 258V255H89ZM97 256V255H96ZM104 257H106L105 255H103ZM107 256H109V254L107 255ZM120 256V255H119ZM137 256V255H136ZM170 256V255H169ZM172 256V255H171ZM200 256V255H199ZM250 256V255H249ZM252 256V255H251ZM254 256V255H253ZM258 256V255H257ZM264 256V255H263ZM98 257V256H97ZM125 257V256H124ZM175 257V256H174ZM173 257V258H174ZM201 257V256H200ZM228 257V256H227ZM246 257V256H245ZM248 257V256H247ZM80 258V257H79ZM82 258V257H81ZM80 258V259H81ZM177 258V257H176ZM183 258V257H182ZM187 258V257H186ZM185 258V259H186ZM226 258V257H225ZM250 259H251V257H249ZM261 258V257H260ZM99 259H101V258H99ZM109 259V258H108ZM164 259V258H163ZM215 259V258H214ZM213 259V260H214ZM254 259V258H253ZM263 259V258H262ZM262 259H260V260H262ZM73 260V261H72ZM106 260V259H105ZM134 260V259H133ZM141 260V259H140ZM145 260V259H144ZM166 260V259H165ZM171 260V259H170ZM187 260V259H186ZM191 260V259H190ZM212 260V259H211ZM210 260V261H211ZM225 260V259H224ZM230 260V259H229ZM66 261V262H67ZM77 262L78 264L80 263V262ZM96 263H95V262ZM123 261V260H122ZM126 261V260H125ZM137 261V260H136ZM164 261V260H163ZM182 261V260H181ZM187 261H189V260H187ZM192 261V260H191ZM222 261V260H221ZM76 262V261H75ZM105 262V261H104ZM124 262V261H123ZM135 262V261H134ZM165 262V261H164ZM195 262V261H194ZM226 262V261H225ZM255 262V261H254ZM262 262H264V261H262ZM120 263V262H119ZM127 263V262H126ZM157 263V262H156ZM161 263V262H160ZM172 263V262H171ZM178 263H180V262H178ZM187 263V262H186ZM197 263V262H196ZM58 264V263H57ZM61 264V263H60ZM74 264V263H73ZM76 264V263H75ZM103 264V263H102ZM110 264V263H109ZM138 264V263H137ZM165 264V263H164ZM223 264V263H222Z\"/></svg>",
  "mask_w": 264,
  "mask_h": 264
},
{
  "label": "clouds",
  "instance_id": "9594fccd",
  "mask_svg": "<svg viewBox=\"0 0 264 264\" xmlns=\"http://www.w3.org/2000/svg\"><path fill=\"white\" fill-rule=\"evenodd\" d=\"M226 211H227V209H226Z\"/></svg>",
  "mask_w": 264,
  "mask_h": 264
}]
</instances>
